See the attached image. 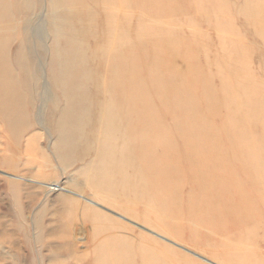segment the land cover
Listing matches in <instances>:
<instances>
[{
	"label": "rangeland",
	"instance_id": "rangeland-1",
	"mask_svg": "<svg viewBox=\"0 0 264 264\" xmlns=\"http://www.w3.org/2000/svg\"><path fill=\"white\" fill-rule=\"evenodd\" d=\"M25 1L27 3L29 1L30 4L32 1H36L38 5H41L40 7L42 8V10L41 8H38L36 10L32 9L33 11L31 12L29 3L27 4ZM60 1L64 2V3L62 2V4H65V5L67 4L66 5L67 7L63 5L65 6V8H62L63 6L60 4ZM60 1H59V4L57 3L58 4L57 6H53L51 3V0H23V1L22 0L21 1L20 0H16V1L10 0V3H9V0H0V8H1L0 13L2 12V14H0V23H2L0 24V30L2 33L7 32V33H4L6 34L4 37L0 36L1 37L0 44H2L0 46H3L5 50L4 53L9 55L11 66L15 68V71L12 68L15 77H17L19 74L22 73L21 74L22 76L19 75L22 79L19 76L16 79L20 81L18 82L20 86L23 84L20 88L23 90V93H24V94L22 93V99L20 100L19 103H15V104L11 103V105L10 103H5V104L0 103V105H4L3 109H5L3 110L2 106H0V111H1L0 121H2V123L0 122L1 123L0 124V223H1V226H0V264H53V263L54 264H65V263L66 264H97V263L102 264L103 260H104L103 264H129V263L130 264H264V201H263L264 199H262L264 196V172H263L264 171V145H263L264 144V1L262 0L260 1L259 0L258 1L249 0L248 1L247 0L249 2L247 3L246 0H243L244 4L245 3L249 4L248 6L244 5L242 0H224V2L221 0H214V2L213 1L211 2V0H209L208 2L207 0H185V1H182V0H177V1L176 0H173V1L172 0H166V1L165 0H160V1L159 0H149V1L147 0H123L125 2L124 5L118 2L120 0L118 1L115 0L116 3H114V1L111 2L112 0L111 1L110 0L109 1L99 0V2L98 0H96L98 3H96L95 0L94 1L88 0V2L87 0H82V2L81 0H73V1L70 0V2L69 0L68 2L67 0H60ZM163 1H165L166 3ZM199 1L202 2V4ZM253 1L256 3L259 2L261 4L259 3L258 5L255 3L250 4ZM86 2L90 5L88 6ZM158 2L160 4H158ZM162 2L164 4H162ZM208 3L210 4L213 3V5L209 4L210 5L209 6ZM2 5L4 9H2L3 8ZM59 5L61 6V8ZM144 5L146 6L144 7ZM172 5L175 7H173ZM181 5H182V9L181 7H178ZM254 5H256V8L253 7ZM18 6L20 9L21 8L23 9L18 10ZM243 6L247 8L245 9L246 11L245 13H243V10H244ZM8 7L10 8L8 9ZM55 7H56V10H54ZM155 7L157 9H155ZM77 9L79 10V13ZM254 9L256 10L253 11ZM27 12L31 14V17H32V21L30 24L28 22H25L24 17H23L24 15H27ZM44 12H45L44 14L45 17L41 16L42 18H39L40 17L39 14L40 13L42 14ZM90 13L91 14L93 13V14L90 16ZM57 14H60L59 15L60 17ZM69 15H71V17L73 15V17L71 18ZM74 15L76 18L74 17ZM10 16H13V17H10ZM56 17L57 19H55ZM6 18H7V21L8 20H11V21L7 22ZM12 18H13V21H12ZM3 19H5L6 22ZM77 20H79V22ZM58 21L59 22L67 21L68 23L66 22V32L70 33L71 36L75 37L74 39L75 42L72 41V42L67 43L68 41H66L65 37L59 40V43L62 48H65L67 44H69L71 48L69 57L72 59V61L68 62L69 64H67V66L71 65L73 62L74 67L69 72H65V70L62 71L63 67H60L62 63H60L61 61L57 60L58 55L53 54V53L51 54V52H48L47 50L46 43L49 41V47H51V43L56 42L53 40H57V38L54 39V37L57 36L54 30L55 29L54 25H56ZM113 22L114 24L116 23L117 24L114 26L112 25ZM88 25L90 28L88 27ZM117 25L119 26V29ZM9 28L10 29L12 28V30H9ZM29 28H30V32L32 36L29 33V30H28ZM44 29H47V31ZM93 29H94V32H93ZM85 30H87L88 32L90 31V32L87 33ZM9 31H11L12 34L10 33L8 34ZM82 31H83V34H82ZM18 32L20 33V35ZM141 32L143 33L146 32V34L149 33V35L147 34L149 37L146 34L144 35H142L143 33L140 34ZM14 33L16 36L14 35ZM153 33L158 34L157 36L155 34V37L157 38L154 37ZM169 33L171 34L168 35ZM173 33L176 35H174ZM11 35L13 36L11 37ZM23 35L25 37H23ZM140 35H142V38H140ZM160 35L161 36L163 35V36L161 37ZM128 36L131 40L129 38H126ZM118 37H121V38H118ZM160 37L162 38L161 40L159 39ZM262 37L263 39H261ZM113 38L114 40L116 39L117 40L114 41ZM122 38L124 40H127V39L128 40L122 41ZM138 38H140L141 40H138ZM11 39L13 40L11 41ZM108 39H111V40L109 41ZM118 39L121 40L122 42L119 41ZM22 40H23V45L21 42ZM80 40L82 42L79 45ZM6 42L8 43L6 44ZM87 42H88V46L86 45ZM110 42L112 43L115 42L112 44V46L113 45L115 46V49L110 44H109L110 46L108 45V43ZM125 42L127 43L124 44ZM152 43L154 44V46ZM116 44L120 46H117ZM121 44L123 45V47ZM85 45H86V48H88L86 49L87 50L86 52H85ZM124 45L127 47H125ZM72 46L74 49H72ZM101 47L102 49L103 48L104 49L100 50ZM106 47L108 48V50H106L107 49ZM124 47L125 49H123ZM138 47L140 48L143 47L145 50L148 47V50H146V53H148L147 56L149 54L150 56L145 57L144 56L146 55L144 53L145 50L143 48L140 49ZM158 47L161 50H159ZM15 48H16V51H15ZM79 48L81 49L79 50ZM95 49H97L96 53H95L96 51ZM129 49H132V50L129 51ZM76 50L79 53H76L77 52ZM83 50L85 52L84 54L82 53ZM134 50H138V51L135 52ZM141 50L143 51L144 54L142 53ZM22 51H24L25 53H22ZM124 51H126V55L128 56L126 57V59L125 58L123 59V57H125L124 55H122L125 53ZM131 51L135 53L137 58H134L133 56L134 54L130 53ZM238 51L242 54L243 57L240 56L241 54ZM97 53L98 55H96ZM111 53H112V56H111ZM22 54L25 56L28 55L26 57L24 56L27 59L26 60L27 64L24 61V65L25 66L27 65V70L25 67V71H26L25 74H29L31 77L26 79V76H27L26 75L25 79L26 80L29 79L30 82L31 81L33 82V84L32 82L31 83L29 82L33 90L28 89L29 86H27V84L25 83L26 80L25 82L23 81L24 75L22 72V68L21 69L19 68L20 65L18 63L21 62L22 64L21 59L24 58ZM102 54H105V56H103ZM119 54L122 55L121 56L122 58L120 57ZM151 54H153L152 55L153 57H151ZM116 55H118L120 59ZM88 56L91 58H89ZM18 57H19V60H18ZM106 57H107V60H106ZM109 58L111 59L109 60ZM116 58L118 60H116ZM146 58L151 61L149 62V60H147ZM236 58H239V59L244 58V60L242 59L239 60ZM245 58L247 59L245 60ZM104 59L106 60V63ZM112 59H114L115 62ZM130 59L133 61H131ZM135 59H136V62H135ZM84 60L87 61V63ZM120 60L122 63L126 61L127 63L125 64L127 65L124 66L125 64H123V66H121ZM128 60H129V63H128ZM82 61L83 63H81ZM102 61H103V64H102ZM109 61L110 63H108ZM145 61L148 64H146ZM234 61L235 63H233ZM58 62L60 63V66ZM130 63L131 64L133 63V64L130 65ZM105 64L108 66H106ZM114 64H116V66ZM135 64L137 66L139 64V66L137 67ZM110 65H113L111 66L112 68L114 67L116 68L118 65H120V69H122L121 72L124 69L125 70L124 72L126 74L129 70L130 71L128 72L127 75H125L124 72L121 73L119 71L120 70L118 68L119 66L117 67L118 71H117V68H116V71H115V68L113 71L111 67L109 68ZM90 67H93V69ZM125 67L127 69H125ZM163 67L166 69H164ZM128 68H131L132 70ZM246 68H248L247 72H245ZM87 69H90V70H87ZM109 69L110 71H113V73L110 72ZM250 69H252V72ZM46 71H48V80L51 84V87L54 90L55 97L57 98L58 103L60 102V106L55 108L56 106L51 104L50 102L52 101H50L49 102L50 104H48L46 108L47 123L49 126L52 127L53 135L56 141L58 140V137H59L58 135L61 133V129L63 130V124L58 123L59 122V120H57L59 119L58 117H55L54 119V114L52 113L54 109H57V112H59L63 108L70 107L72 105L71 104L72 101L69 100L70 101L69 102L68 99L72 100L73 96L75 95L77 96L78 94L81 93L80 95H84V96L81 97L79 95L80 97L77 96L76 99L79 101L83 109L79 106L80 109L78 108L77 112H81L82 110L89 111V120H88L89 123H86V126L85 125L83 126L81 124L79 128L72 129L70 131L72 134L66 133L64 131L61 133V134H64V136L67 137L69 140H71L70 143L72 145L70 144L68 147L69 149L67 148L66 150H64V149H61L62 146L61 145L59 146V143H55V144H58V146L57 145L54 146L55 148H57L56 155H55V149H53L52 143L50 144L49 135L46 133L45 130L42 129V127L38 124V122H36L39 107L42 106L43 102L40 98L41 95H39L40 94L39 92L41 89L40 88L35 89V88L40 86V83L38 81H41V79L40 80H37V79L43 76V74ZM56 71L57 73H55ZM133 71L135 72L141 71V72L135 73ZM156 71H158L159 74H156L157 73ZM248 71L250 73L254 72L253 73L254 75L250 74ZM80 72H81V76L79 75ZM82 72H84L85 75L82 74ZM87 72H89V74ZM116 72L119 74L118 77L115 76V75H118ZM148 72L149 74L146 75ZM152 72L154 75L156 74V76L153 75L154 78L156 77L155 83L159 84V86L162 87V91L158 89L159 88L158 85L155 86L156 84L155 85L153 84L155 80L151 79L153 77ZM241 72H243L244 76ZM120 73H121V76H120ZM122 74H124L123 77H122ZM66 75H67V79L69 78L68 87L64 85V82H63V80L66 81ZM112 75L115 76L113 77L114 79H112L111 77ZM124 76L125 78L127 77L129 79L126 78L127 83L122 84L123 82H126V80L124 81ZM238 76H243V77L242 79H240L238 78ZM136 77H138L137 79L141 78L142 80L145 78L143 81L147 82V84L145 85H147L146 89H148V91L144 90L146 86L144 85V83H142L143 81L139 79L141 83L140 85L139 82L136 81L137 80ZM246 77H248L247 81H243L246 79ZM105 78L107 79V81H110V82L109 83L107 82L105 84L106 82ZM130 78H131V81L134 79V81L131 82L132 85L129 82ZM202 78L204 79L202 80ZM85 79L86 80L88 79L90 81L86 82ZM252 79H254L255 81ZM84 80L87 84L84 83ZM116 80L117 81L119 80V82L121 81L123 82L119 83ZM157 80L159 83L157 82ZM35 81H37L39 85L38 83H35ZM76 81H79V82L76 83ZM135 81L138 82V85L140 86L143 85L142 87L140 86L139 87L141 88V91L143 89L142 93L144 94L140 93V88L137 86V83H135ZM237 82L239 86H236ZM114 83H115V86H114ZM54 84L56 85V87ZM170 84H172V86ZM117 85L119 86L125 85L126 88L125 87L122 88L123 86L121 87L125 91L120 89V87L118 88ZM130 85H131V88L129 87ZM153 85L155 86L156 89L160 90L161 93H159V91L156 90L155 88L153 89L154 87ZM116 86L118 88L117 90H116ZM134 86H137V87L135 88ZM85 87L87 89H90L89 90L90 92L84 89ZM67 88H69L68 91H67ZM77 88H79V90ZM132 88L133 90H129ZM137 88H139L138 89L139 93L138 91L135 92ZM166 88L169 92L166 90ZM24 89H26V91ZM96 89H98V91ZM100 89H102L105 95L107 96H105L103 91ZM77 90L80 92H78ZM118 90L120 92L123 91L122 93H125V94L123 95L121 93L122 94L121 95ZM178 90H180L179 93H181L183 97L180 98L181 94L180 96H178L179 95ZM227 90L232 93H228ZM83 91H84V94H83ZM95 91L98 92V94ZM112 91L113 93L117 91L118 93V94L116 93L117 98L114 97L115 95L113 96L109 94V93H112ZM132 91L135 93H138L137 97L140 95L142 98L139 96L140 100L139 98L137 99L136 94L134 93L135 94L134 96V94H132ZM173 91L175 92V94ZM209 92H211L210 93L211 95L208 94ZM226 92L228 93V95H225ZM68 93H71V94H68ZM129 94L135 98L130 99V97H128L130 101L127 100L126 97L130 96ZM67 95H70L71 97H67ZM86 95L88 96L85 98ZM109 95L111 96L109 97ZM143 95H145V98ZM95 97H97V99L99 100H95L96 99ZM120 97L122 98L121 102H119L121 99ZM92 98H93V103H92ZM112 98H113V101L115 100L114 102H116L117 105L113 104ZM124 98L126 100H123ZM64 99L65 100L67 99L66 100L67 102ZM84 99L86 101H84ZM102 99L103 100L105 99L104 102ZM134 99L136 100V102L138 101L139 103L137 102V104H135ZM24 100H26V102H24ZM131 100L134 102V105H135L134 107H137L136 110H138L139 113L144 112V110L146 109V105H147V109L145 110V112L142 113L141 116H139L141 117L140 118L141 122L139 121V117L137 116L139 113L138 114L136 113V110L133 107V103L131 102ZM99 101L102 105L99 103ZM82 102L86 103L84 107H87V109L83 107ZM126 102L127 104H129L128 102L132 103V104L130 103L132 105V107H130L131 108L130 113H129L130 110L128 106H131V105L125 104ZM95 103L96 105H94ZM98 103L101 106L100 105L98 106ZM30 104L33 105L32 106L33 110L32 108L31 109L29 108L31 107ZM115 105L117 107L119 105V107L116 108ZM122 105H126V106L123 107ZM138 105L140 106V108L143 106L142 109L138 108L139 107ZM149 105L152 109L148 107ZM16 106H20V108ZM22 106H25L26 110L22 109L23 108ZM90 106H91V109H90ZM101 107H102V111H101ZM113 108H114V111H113ZM156 108H157V111H156ZM179 108H180V111H179ZM12 109H13V112H10V114H12V116L15 117V120L14 122L13 120L8 122V120H6L5 117L9 118L8 111H12ZM121 109L123 110V112ZM22 110H23L24 115L23 113H21ZM107 110L108 111L110 110L112 114H115V116L117 117V118L115 117L116 120L114 119L115 123L113 122V124H111L112 122L110 123L107 120L108 114L105 116ZM147 110H150L152 114H150V112L148 111V115H146ZM236 110H238V112ZM132 111H134L136 114L134 113L135 115L134 114L131 115ZM153 111L155 113H153ZM249 111H252V112H249ZM92 112L94 114H91ZM98 113L99 115L101 113V115L104 118L101 115L99 117ZM126 114L128 115L126 116ZM143 114H144V117H143ZM155 114H157V116ZM25 115H26V118H25ZM2 116L4 117L2 118ZM130 116L131 118L132 117L133 118L131 119ZM149 117L150 118L152 117L151 121L154 122L155 125L152 123L153 124L152 126L151 121L149 120ZM101 118H102L103 124L101 123ZM128 118H130L132 122L130 120H127ZM153 118H155V120L159 119L157 120L158 122L155 121ZM16 119L18 121H16ZM119 119H120V122H119ZM3 120L5 121V123ZM105 120L108 123H106ZM117 121H118V124L120 123L119 125L117 124ZM145 121L147 122L146 124H145ZM133 122L135 123V125ZM13 123L17 124V128L15 127L16 125L14 126ZM33 123L34 124L36 123V124L34 125ZM127 123H128V126L125 127ZM137 123L138 124L140 123L141 126L138 125ZM142 123L145 125L142 126L143 125ZM156 123L157 124L159 123V126ZM18 124H19V127H18ZM179 124L180 126L182 125L184 127V129L182 128L183 131L181 130L182 126L180 127ZM27 125L30 127H28ZM36 125L38 126L36 127ZM113 125L116 126V128H114ZM9 126L13 128L15 127V128L12 129ZM121 126L123 127V129ZM129 126H131V130ZM134 126L137 128H135ZM23 127L26 129L28 128V129L23 130L24 129ZM83 127L84 129H81ZM127 127L130 133L127 130ZM138 127L141 130L142 129L143 130L141 131ZM150 127L152 128L151 130H150ZM196 127H198V129H200L201 131L200 130L198 131ZM112 128H114L115 130ZM4 129H6L5 132H4ZM119 129L121 131L124 130L123 133L120 132L123 137L119 135V131H120ZM144 129L147 130V132L145 131V133H148V135L143 133ZM59 130L60 132H58ZM85 130L88 131L87 133L90 137L86 136L87 133L85 132ZM136 131H141L139 133L141 134L143 133V135L139 133L137 134ZM161 132L164 134H162ZM114 133L116 134V136ZM124 133L126 135H123ZM127 133L132 134L133 137L130 135L128 137ZM134 133L136 137L137 136L139 137L134 139L135 137ZM247 133L249 134V136H247L248 135ZM243 134H244V137H243ZM12 135H14L15 137ZM100 135H103V137H101ZM106 135L108 136L106 137ZM120 136L122 140L123 138L124 139L126 138V141L128 142L125 143L126 141L124 140L122 142L120 139ZM250 136L251 137L255 136V138H251ZM258 136L260 137L258 138ZM118 137H119V141H118ZM10 138L11 140H9ZM13 138L16 140L14 141ZM25 138H26V141H25ZM246 138L247 139L251 138V141H246L247 140ZM257 138H258V141L256 140ZM76 139L79 143L75 141ZM89 139L91 140L92 143L90 142ZM92 139L96 143L92 141ZM20 140H21L22 145L20 143ZM35 140L37 141V143ZM98 141L101 142V144H103V147L100 146V143ZM111 141L112 143L113 142L114 143L112 144ZM131 141H133L134 143ZM129 142H131V144L133 143L134 147L131 144L130 146L125 145V144H129ZM18 143L20 144L18 145ZM85 143H87L88 145ZM89 143H91L90 146L92 147L96 146V147L95 148L93 147V149H91L92 147H90L85 151L86 146L89 147ZM259 143L260 144L263 143V144L260 145ZM6 144L9 145L10 149L8 148V146H6ZM75 145H77L78 148L75 147ZM153 146H156V147L154 148ZM80 147H82L83 149ZM124 147H125V150H124ZM14 148L18 149L17 152L20 155L16 153L17 149H14ZM21 148L22 149L24 148L25 150L27 149L28 151L22 150ZM97 148L98 149L100 148V150L97 151L98 150ZM114 148L117 150L116 155H114L115 154ZM130 148L132 149L134 148V151L132 150L134 153L132 152L131 154ZM151 148H153V150ZM43 149H45L47 154ZM169 149L171 150L170 156H169L170 154ZM12 150H14V152ZM88 150L89 151L91 150V151L88 152ZM136 150H137V153L139 154V158H137L138 154L136 153ZM76 151H78L77 158H76ZM111 151H114V152H111ZM86 152H87V155L89 153L88 156L86 155ZM258 152L259 154L257 155L258 157L257 158L256 154ZM34 153L37 155H35ZM41 153L45 157L46 162L44 161V157L43 156L41 157ZM96 153H97V158H95ZM126 153H129L130 157H132V155L135 154V157H132L131 159L129 158V156L126 155ZM260 154L262 157L260 156ZM39 155L40 157H38ZM35 156L37 158H35ZM114 156L117 158H115ZM260 157L262 158V160ZM4 158L6 159V161ZM19 158L21 160H19ZM38 158L39 159L41 158V159L39 160ZM105 158L107 160H105ZM108 158L110 160H108ZM167 158L169 160H167ZM50 159L52 163L50 162ZM96 159H99V160H96ZM101 159L102 161L105 160L106 162L104 161L102 164ZM144 159H145V162H144ZM149 159L151 160V162ZM211 159H213L214 161ZM252 159L254 161L255 159H257L258 161H255V162L253 161L255 163L253 165ZM8 160L12 161V163L10 161L9 163L10 165L7 163ZM14 160L17 162V164H20V165L17 166ZM20 161H23V162H20ZM78 161H80L81 163H78ZM94 161L95 162L98 161V162L95 163ZM153 161H156L155 164ZM37 162L39 164H37ZM69 162L72 164H69L67 166ZM108 162H110V164ZM129 162L131 163V165L129 164ZM148 162L150 163L147 165ZM161 162H163V164H160ZM210 162L212 164H210ZM31 163L33 164V167ZM104 163H107L108 165ZM125 163L127 164V166H125L126 165ZM218 163L220 167L215 165ZM14 164L16 167L14 166ZM34 164L35 165L37 164V166H35ZM97 164L101 166L97 167ZM128 164L132 168L129 167ZM134 164L139 165V166L140 164L141 165L145 164L148 167L147 166L145 167V165L144 166L142 165L144 168L143 167L141 168L140 166V168L138 169V172H135L138 166L135 167ZM207 164L208 165L210 164V166L208 167L206 166L207 167L206 168L205 165ZM95 165L97 167L96 170H99L100 167L107 165L109 169L112 171V173L114 171L115 178H118L117 180V179H114V177H110L111 180L109 178L108 181H112L113 179L112 182L115 183L116 181L114 180H117L116 184L119 183L121 187L122 185H124L123 186L124 189L119 187V185L114 186V183H112L113 185L110 184L111 182H108L107 180L105 181L106 183L104 182L103 188L99 186L100 185L98 183L99 180L94 181L92 179V176H96L95 174H97V171L93 169V167L95 168ZM156 165L158 169L160 168L161 169L157 170V168H155ZM211 165L212 166L215 165V167L214 166L212 167ZM46 166H48V168ZM118 166H122V167L120 168ZM164 166H168V168H164ZM91 168L93 171H91ZM118 168L122 169L123 171L121 170L122 172H119ZM123 168L127 171H125ZM217 169H218V172H217ZM204 170H206V172ZM94 171H95V174H94ZM209 171H212V172L209 173ZM86 172H87V175H86ZM131 172H132V175L134 174L133 176H135V178L139 179L138 184H137V179L135 180L134 177L132 178ZM207 172L209 173V175L206 174ZM82 173L83 175H81ZM121 173H123L124 175ZM256 174L257 175L259 174V175L257 176ZM9 175L21 176V177H24L25 179L32 178V179L40 180L46 184L54 183L56 184L55 191L52 192L51 194L47 193L48 189L46 187H43L38 184L33 185L27 181L26 182H23V181L19 182L17 180L15 181V180H12L13 178H10ZM121 176H124V177H121ZM259 176H261L263 180L260 179L261 180L260 181ZM88 177L89 178L91 177V180H89ZM125 178L127 179L125 180ZM250 178L252 182H250ZM119 179H123V180L119 181ZM92 180L94 181L96 185H94ZM124 180L125 181L128 180L126 182V185H125ZM130 180H132L133 183H131ZM13 181L16 182V185L18 187L24 188L25 186H28L26 192L25 191L24 192L23 191L14 192L15 189L13 187L15 186L14 184L15 182ZM86 181L88 182L89 185L86 183ZM89 181L92 182L91 184L93 186L89 183ZM107 182L109 185H111V188L107 184ZM97 183L99 187H96ZM132 184L133 185L135 184L134 186L136 187V189L135 188L133 189L134 186ZM127 185H132V187L131 186L127 187ZM136 185L139 187V190ZM76 186H77V189L79 187L78 189L79 192L85 194L88 197L91 196L90 198H94V192L96 190H101L102 188V191H104L108 189L107 190L108 192L104 191L103 193L107 195L111 199V201H113V203H110V201H107L106 199L104 201L105 205L110 210L114 211L115 213L119 212L125 215L127 218H124V219H126L127 221L122 222L121 220H118L119 218H117L112 213H109L111 214V216H106L107 214L104 211H103V214H101L102 213L101 210L98 212L95 209H92L95 211L91 212L92 211L91 207L88 208L87 210V207L84 204L85 202L83 203V202L75 201V204L74 202L70 204H66L65 202H63L64 200L60 198L59 195L69 189L76 190L75 188ZM112 187L117 190L114 191L115 189L113 190ZM122 189H123V192L126 191L124 192V194H121ZM132 189L136 191L133 192ZM130 190L132 191L127 193V191H130ZM111 191H114V192H111ZM174 191L175 193H173ZM221 193L224 195L222 196ZM33 195L35 196L31 197ZM133 195L134 196L136 195V196L134 197ZM220 195L223 198H221ZM224 196H226L228 200ZM24 204H26L27 206H30L28 212H26L25 215L29 218L30 221H32L33 219L35 221L36 218L37 220L39 219L38 224H40L41 226L36 223L37 225L36 227L38 228H35L32 224H29V228H28L26 227L28 225L27 220L25 219L26 221L25 222L24 219L19 218V213H18L19 210H17V212H15L14 214V211L19 206H23ZM69 205L70 207L73 206L72 209L74 208L76 211H74V209H73L74 212L72 210L70 211ZM83 207L86 210H84ZM82 209L84 212L81 211ZM68 211H70V213ZM72 213H74L75 216H73ZM82 213L84 215H81ZM93 213L95 215L92 217ZM104 213L106 215H104ZM42 214L44 216L46 215V217H44ZM100 214H101V218H103L101 220L99 219ZM106 217L110 218V220L115 219L114 220L115 222L113 220L112 221L116 224L114 223L111 225L108 224L107 222L111 223L112 221H107L108 219ZM82 218L85 221L82 220ZM96 218H98L99 222L101 223H103L104 218L107 220L104 221V224L102 226L100 223H98V220H96ZM41 220H42V224H41ZM129 220L130 222L134 224L128 223ZM88 222H89V225H88ZM118 222H120L119 225L117 224ZM106 223L108 226H106ZM90 225L91 226L93 225V226L90 227ZM23 227H25V229ZM33 227L35 229H33ZM94 227L96 228L94 229ZM99 227L101 230L105 228L102 231V234L100 233L101 230H99ZM69 228L70 230L72 229L71 230L72 235L71 234L69 235V233H71L69 232ZM25 232L26 234H24ZM96 232L98 233L96 234ZM59 233H62V234H59ZM63 233L64 234L67 233L70 236V238L71 236L73 237L69 239V236L66 234V237H65ZM62 235L64 236L63 238H58V236L61 237ZM107 235H109V237L112 236L111 240H109V237ZM80 236H83V237L81 238ZM93 236L95 238H93ZM101 239H103V242L101 241ZM114 239L115 240L117 239V243L118 241L119 243L116 244V241L114 242ZM169 240L180 242L181 244L180 243L179 244L183 246L186 250L180 247L174 246L173 244H168ZM107 242L109 245L107 244ZM69 243H71L70 244L71 246H69L70 252H67V254L63 253L62 255L59 254L58 256L57 253H59L61 249L63 251L66 250V247L68 248L67 244ZM122 243L124 245H122ZM101 244H102V247L104 246L103 249L102 247L100 248ZM119 246H121L122 248L123 246H125L126 249L123 248L125 249L123 250ZM92 247L95 249H93ZM110 247H111V252L109 251ZM112 248L117 251L115 252L114 250L112 251ZM117 248L118 249L120 248L119 251ZM104 249H105V252H104ZM98 250H99V253L97 254ZM106 250H108L109 252L107 253ZM54 251L57 253L56 255L53 256L52 252ZM94 251L96 252L95 254H94ZM118 252L120 253L118 254ZM101 253H103L102 254L103 256L101 255ZM114 254L115 256L118 255L120 258L118 257L115 258L113 256ZM99 255L101 256V258ZM77 257L78 258L81 257L80 258L81 260L78 261ZM64 258L67 259L69 262L65 260ZM50 259L53 261L50 262ZM99 259H101V262L97 261ZM117 259H119V261H117ZM125 259L127 260L125 261Z\"/></svg>",
	"mask_w": 264,
	"mask_h": 264
},
{
	"label": "bare ground",
	"instance_id": "bare-ground-1",
	"mask_svg": "<svg viewBox=\"0 0 264 264\" xmlns=\"http://www.w3.org/2000/svg\"><path fill=\"white\" fill-rule=\"evenodd\" d=\"M15 1H16V0H15ZM20 1H21V0H20ZM22 1H23V0H22ZM59 1H60V0H51V3H52L53 6H57V5L59 4ZM72 1H73V0H72ZM89 1H90V0H89ZM93 1H94V0H93ZM95 1H96V0H95ZM106 1H107V0H106ZM108 1H109V0H108ZM110 1H111V0H110ZM113 1H114V3H116L115 0H112L111 2H113ZM117 1H118V0H117ZM120 1H122L123 3L120 2ZM120 1H118V2L121 3V4H123V5L125 4V2H124L123 0H120ZM147 1H149V0H147ZM159 1H160V0H159ZM165 1H166V0H165ZM165 1H163V2H165ZM172 1H173V0H172ZM176 1H177V0H176ZM182 1H185V0H182ZM208 1H209V0H207V2H208ZM212 1L214 2V0H211V2H212ZM221 1L224 2V0H221ZM246 1H247V0H246ZM248 1H249V0H248ZM248 1H247V3H249ZM250 1H251V0H250ZM256 1H258V0H256ZM259 1H260V0H259ZM262 1H264V0H262ZM25 2H26V1H25ZM43 2H44V1H43ZM62 2H63V1H62ZM62 2L60 1V4H61L62 6L65 5V4H62ZM67 2H68V0H67ZM69 2H70V0H69ZM77 2H78V1H77ZM81 2H82V0H81ZM87 2H88V0H87ZM87 2H86V3H87ZM91 2H92V1H91ZM98 2H99V0H98ZM98 2L96 1V3H98ZM163 2H162V4H164ZM199 2H200V1H199ZM204 2H205V1H204ZM204 2H203V3H204ZM242 2H243V0H242ZM9 3H10V0H9ZM26 3H27V2H26ZM28 3H29V1H28ZM28 3H27V4H28ZM57 3H58V4H57ZM63 3H64V2H63ZM65 3H66V2H65ZM165 3H166V2H165ZM172 3H173V2H172ZM178 3H180V2H178ZM200 3L202 4V2H200ZM247 3L244 4V2H243L244 5H247V6H248L249 4H247ZM252 3H255V4L258 5L259 2L256 3V2L253 1V2H251L250 4H252ZM262 3H263V2H262ZM27 4H25V5H27ZM39 4H40V3H39ZM43 4H44V3H43ZM46 4H47V2H46ZM46 4H45V5H46ZM48 4H49V3H48ZM72 4H73V2H72ZM72 4H71V5H72ZM81 4H82V3H81ZM81 4H80V5H81ZM121 4H120V5H121ZM158 4H160V3L158 2ZM175 4H176V3H175ZM175 4H174V5H175ZM183 4H184V2H183ZM204 4H205V3H204ZM209 4H210V3H208V5H209ZM221 4H222V3H221ZM259 4H261V3H259ZM12 5H13V4H12ZM66 5H67V4H66ZM66 5H65V6H66ZM75 5H76V3H75ZM87 5L89 6L90 4L87 3ZM146 5H148V4H146ZM146 5H144V7H145ZM206 5H207V4H206ZM210 5H213V3L210 4ZM210 5H209V6H210ZM222 5H223V4H222ZM241 5H242V3H241ZM9 6H10V5H9ZM20 6H21V5H20ZM29 6H30V9H31V12H32L34 9L36 10V9H38V8H41V7H40L41 5H38V4L36 3V1H32L31 4L29 3ZM50 6H51V5H50ZM59 6H60V5H59ZM65 6H63L62 8H65ZM72 6H73V5H72ZM72 6H70V7H72ZM77 6H78V5H77ZM141 6H142V5H141ZM172 6H173V5H172ZM175 6H176V5H175ZM175 6H173V7H175ZM2 7H3V5H2ZM11 7H12V6H11ZM16 7H17V6H16ZM26 7H27V6H26ZM66 7H67V6H66ZM178 7H181V9H182V5H181V6H178ZM253 7L256 8V5H254ZM9 8H10V7H8V9H9ZM27 8H28V7H27ZM27 8H26V10H27ZM53 8H54V7H53ZM60 8H61V6H60ZM60 8H59V9H60ZM149 8H150V6H149ZM183 8H184V7H183ZM243 8H244L243 13H245V12H246L245 9H247V8H245L244 6H243ZM258 8H259V7H258ZM2 9H4V7H3ZM19 9H20V8H19V6H18V10H19ZM21 9H23V8H21ZM21 9H20V10H21ZM32 9H33V10H32ZM67 9H68V8H67ZM75 9H76V8H75ZM155 9H157V8L155 7ZM177 9H178V8H177ZM248 9H250V8H248ZM0 10H1V8H0ZM41 10H42V8H41ZM41 10H40V11H41ZM54 10H56V7H55ZM77 10H78V9H77ZM152 10H154V9H152ZM241 10H242V9H241ZM251 10H252V9H251ZM255 10H256V9H254L253 11H255ZM45 11H46V10H45ZM75 11H76V10H75ZM160 11H161V10H160ZM165 11H166V10H165ZM21 12H22V11H21ZM85 12H86V11H85ZM92 12H93V11H92ZM251 12H252V11H251ZM11 13H12V12H11ZM36 13H37V12H36ZM66 13H67V12H66ZM66 13H65V14H66ZM69 13H70V12H69ZM76 13H77V12H76ZM76 13H75V14H76ZM78 13H79V10H78ZM78 13H77V14H78ZM249 13H250V12H249ZM0 14H2V12H1ZM12 14H13V13H12ZM44 14H45V12L42 13V14L40 13V14H39V16H40L39 18H42L43 16L45 17ZM81 14H82V13H81ZM85 14H86V13H85ZM88 14H89V13H88ZM92 14H93V13H92ZM92 14L90 13V16H91ZM4 15H5V14H4ZM13 15H14V14H13ZM34 15H35V14H34ZM57 15L59 16L60 14H57ZM82 15H83V14H82ZM41 16H42V17H41ZM69 16L71 17V15H69ZM116 16H118V15H116ZM4 17H5V16H4ZM10 17H13V16H10ZM10 17H9V19H10ZM23 17H24L25 22H28L29 24L31 23V21H32L31 14H29V13L27 12V15H24ZM34 17H35V16H34ZM59 17H60V16H59ZM65 17H66V16H65ZM67 17H68V16H67ZM72 17H73V15H72ZM72 17H71V18H72ZM74 17H75V15H74ZM77 17H78V16H77ZM80 17H81V16H80ZM86 17H87V16H86ZM49 18H50V17H49ZM51 18H52V17H51ZM68 18H69V17H68ZM75 18H76V17H75ZM89 18H90V17H89ZM92 18H93V17H92ZM15 19H16V18H15ZM15 19H14V21H15ZM19 19H20V18H19ZM22 19H23V18H22ZM55 19H57V17H56ZM3 20L5 21V19H3ZM36 20H37V19H36ZM62 20H63V18H62ZM113 20H115V19H113ZM4 21H3V22H4ZM6 21H7V18H6ZM6 21H5V22H6ZM9 21H11V20H8L7 22H9ZM12 21H13V18H12ZM53 21H54V19H53ZM77 21L79 22V20H77ZM116 21H118V20H116ZM34 22H35V21H34ZM66 22H67V21H66ZM66 22H65V21H61V22L58 21L57 23L54 22V23H56V25H54V27H55L54 30H55V32H56V34H57V36L54 35V36H55L54 39L57 38V40H53V41H56V42H52V43H51V47H49V41H48L46 44H47V50H48V52H51V54L53 53V54L58 55V59H57V60L61 61L60 63H62V65L60 66V63L58 62V63H59V66H60V67H63V70H62V71L65 70V72H69V71H71V70L73 69V67H74V63H73V62H72L71 65L67 66V64H69L68 62L72 61V59L69 57V56H70V51H71L70 45L67 44V46H66L65 48H62L61 45H60V43H59V40H60L61 38H63V37L66 38V41H68L67 43L72 42V41H74V39H75L74 36H71L70 33H67V32H66ZM70 22H71V21H70ZM67 23H68V22H67ZM71 23H72V22H71ZM75 23H76V22H75ZM115 23H116V22H115ZM0 24H2V23H0ZM51 24H52V23H51ZM72 24H73V23H72ZM116 24H117V23H116ZM116 24H114V22L112 23V25H114V26H115ZM119 24H120V23H119ZM9 25H10V24H9ZM13 25H14V24H13ZM69 25H70V24H69ZM121 25H122V24H121ZM15 26H16V25H15ZM41 26H42V25H41ZM71 26H73V25H71ZM77 26H78V25H77ZM81 26H82V25H81ZM114 26H113V27H114ZM117 26H118V25H117ZM2 27H3V26H2ZM4 27H5V25H4ZM9 27H10V26H9ZM11 27H13V26H11ZM29 27H30V25H29ZM43 27H44V26H43ZM43 27H42V28H43ZM50 27H51V26H50ZM88 27H89V25H88ZM24 28H25V27H24ZM81 28H82V27H81ZM84 28H85V26H84ZM89 28H90V27H89ZM92 28H93V27H92ZM92 28H91V29H92ZM1 29H2V28H1ZM5 29H6V28H5ZM7 29H8V27H7ZM18 29H19V28H18ZM71 29H72V27H71ZM75 29H76V28H75ZM112 29H113V28H112ZM115 29H116V28H115ZM115 29H114V30H115ZM118 29H119V26H118ZM9 30H12V28H11V29L9 28ZM28 30H29L30 35L32 36V34H31V32H30V28H29ZM44 30L47 31V29H44ZM114 30H113V31H114ZM68 31H70V30H68ZM85 31H86L87 33L90 32V31L88 32L87 30H85ZM116 31H117V30H116ZM12 32H13V31H12ZM16 32H17V31H16ZM78 32H79V30H78ZM93 32H94V29H93ZM111 32H112V31H111ZM114 32H115V31H114ZM114 32H113V33H114ZM148 32H149V31H148ZM1 33H2V32H1V30H0V36L4 37V36L6 35V34H4V33H7V32L2 33V35H1ZM9 33L12 34L11 31H9L8 34H9ZM18 33H19V32H18ZM40 33H41V32H40ZM44 33H45V32H44ZM71 33H73V32H71ZM76 33H77V32H76ZM118 33H119V32H118ZM142 33H143V32H141L140 34H142ZM8 34H7V36H8ZM82 34H83V31H82ZM84 34H85V32H84ZM92 34H94V33H92ZM110 34H111V33H110ZM116 34H117V33H116ZM116 34H115V35H116ZM144 34H146V32L143 33L142 35H144ZM147 34L149 35V33H147ZM147 34H146V35H147ZM153 34H154V33H153ZM155 34H156V33H155ZM155 34H154V37H155ZM170 34H171V33H169L168 35H170ZM173 34H174V33H173ZM14 35H15V33H14ZM19 35H20V33H19ZM19 35H18V36H19ZM46 35H47V33H46ZM77 35H78V34H77ZM90 35H91V33H90ZM142 35H140V38H142ZM148 35H147V36H148ZM157 35H158V34H156V36H157ZM166 35H167V34H166ZM168 35H167V36H168ZM174 35H176V34H174ZM9 36H10V35H9ZM12 36H13V35H11V37H12ZM15 36H16V35H15ZM110 36H111V35H110ZM160 36H161V35H160ZM162 36H163V35H162ZM162 36H161V37H162ZM171 36H172V35H171ZM19 37H20V36H19ZM23 37H25V36L23 35ZM49 37H50V36H49ZM111 37H112V36H111ZM148 37H149V36H148ZM152 37H153V36H152ZM161 37L159 38L160 40L162 39ZM181 37H182V36H181ZM260 37H261V35H260ZM0 38H1V37H0ZM89 38H90V37H89ZM109 38H110V37H109ZM118 38H121V37H118ZM126 38H129V36L126 37ZM140 38H138V40H141ZM144 38H146V37H144ZM150 38H151V36H150ZM155 38H157V37H155ZM30 39H31V37H30ZM79 39H81V38H79ZM129 39H130V38H129ZM261 39H263V37H262ZM0 40H1V39H0ZM12 40H13V39H11V41H12ZM108 40L110 41L111 39H108ZM113 40H114V38H113ZM113 40H112V41H113ZM116 40H117V39H116ZM116 40H114V41H116ZM118 40H119V39H118ZM123 40H124V39L122 38V41H123ZM127 40H128V39H127ZM127 40H124V41H127ZM130 40H131V39H130ZM143 40H145V39H143ZM149 40H150V39H149ZM173 40H174V38H173ZM2 41H3V40H2ZM76 41H77V40H76ZM119 41H121V40H119ZM122 41H121V42H122ZM8 42H9V41H8ZM8 42H6V44H7ZM21 42H22V45H23V40H22ZM34 42H35V41H34ZM50 42H51V41H50ZM74 42H75V41H74ZM81 42H82V41L80 40L79 45L81 44ZM151 42H152V41H151ZM174 42H175V41H174ZM1 43H2V42H1ZM24 43H25V41H24ZM113 43H115V42H113ZM113 43L110 42V43H108V45L110 44V45L112 46ZM126 43H127V42H125L124 44H126ZM134 43H135V42H134ZM142 43H144V42H142ZM149 43H150V42H149ZM168 43H169V41H168ZM46 44H45V45H46ZM77 44H78V43H77ZM119 44H120V43H119ZM150 44H151V43H150ZM152 44H153V43H152ZM193 44H194V43H193ZM0 45H2V44H0ZM3 45H4V43H3ZM86 45L88 46V42H87ZM86 45H85V52L87 51L86 49H88V48H86ZM89 45H90V44H89ZM108 45H107V47H108ZM110 45H109V46H110ZM116 45H117V46H120V45H118V44H116ZM121 45H122V44H121ZM140 45H141V44H140ZM140 45H139V46H140ZM142 45H143V44H142ZM117 46H116V47H117ZM124 46H125V45H124ZM144 46H145V45H144ZM153 46H154V44H153ZM194 46H195V45H194ZM24 47H25V46H24ZM40 47H41V46H40ZM107 47H106V48H107ZM112 47L115 49V46H114V45H113ZM112 47H110V48H112ZM122 47H123V45H122ZM122 47H121V48H122ZM125 47H127V46H125ZM125 47H124L123 49H125ZM129 47H131V46H129ZM167 47H168V46H167ZM7 48H8V47H7ZM32 48H33V47H32ZM44 48H45V47H44ZM106 48H105V49H106ZM121 48H120V49H121ZM132 48H134V47H132ZM138 48H140V47H138ZM141 48H143V47H141ZM141 48H140V49H141ZM158 48H159V47H158ZM72 49H74L73 46H72ZM80 49H81V48H79V50H80ZM103 49H104V48H103ZM103 49H102V47H101L100 50H103ZM127 49H128V48H127ZM136 49H137V47H136ZM140 49H139V50H140ZM143 49H144V48H143ZM143 49H142V50H143ZM195 49H196V48H195ZM197 49H198V48H197ZM7 50H8V49H7ZM24 50H25V49H24ZM31 50H33V49H31ZM65 50H66V51H65ZM77 50H78V48H77ZM77 50H76V51H77ZM95 50H96V51H95V53H96V52H97V49H95ZM106 50H108V48H107ZM130 50H132V49H129V51H130ZM142 50H141V51H142ZM144 50H145V49H144ZM144 50H143V51H144ZM146 50H148V47L146 48ZM146 50H145V52H144L146 55H144V56H145V57H148V56H150V54L147 56L148 53H146ZM149 50H150V49H149ZM159 50H161V49L159 48ZM15 51H16V48H15ZM81 51H82V50H81ZM81 51H80V53H81ZM110 51H111V49H110ZM110 51H109V52H110ZM118 51H119V50H118ZM134 51L136 52V51H138V50H134ZM143 51H142V53H143ZM196 51H197V50H196ZM4 52H5V50H4L3 46H0V103H1V104L10 103V105H11V103H13V104H15V103H19L20 100L22 99V93H23V90H22L20 87H21L23 84L20 86V85L18 84V82H20V81H18V80L16 79V78H17L19 75H21L22 73L19 74V75L16 74V75H18V76L15 77L14 72H13V69H14V71H15V68H14L13 66H11V62H10L9 55L5 54ZM44 52H45V51H44ZM85 52H84V50H83L82 53L84 54ZM88 52H89V50H88ZM98 52H99V51H98ZM112 52H113V50H112ZM115 52H116V50H115ZM124 52H125V53H124ZM124 52H123L124 54H122V55L125 56V57H123V59H124V58L126 59V57H128V56L126 55V51H124ZM127 52H128V50H127ZM147 52H148V51H147ZM238 52H239V51H238ZM13 53H14V52H13ZM22 53H25V52L22 51ZM76 53H79V52L77 51ZM100 53H102V52H100ZM104 53H105V52H104ZM117 53H118V52H117ZM120 53H121V52H120ZM130 53L134 54V55H133L134 58H137L136 55H135V53H133L132 51H131ZM137 53H138V52H137ZM142 53H141V54H142ZM144 53H143V54H144ZM239 53H240V52H239ZM19 54H21V53H19ZM71 54H72V53H71ZM83 54H81V55H83ZM90 54H91V53H90ZM107 54H108V53H107ZM139 54H140V53H139ZM174 54H175V53H174ZM240 54H241V53H240ZM96 55H98V53H97ZM102 55L105 56V54H102ZM102 55H101V56H102ZM114 55H115V54H114ZM119 55H120V54H119ZM122 55H120V57H121ZM152 55H153V54H151V57H153ZM243 55H244V53H243ZM22 56L24 57L25 55L22 54ZM26 56H28V55H26ZM26 56H25V57H26ZM31 56H32V55H31ZM86 56H87V55H86ZM111 56H112V53H111ZM116 56H118V55H116ZM142 56H143V55H142ZM159 56H160V55H159ZM240 56L243 57L242 54H241ZM25 57L23 58L24 60L21 59V60H22V64H21V62L17 61V62H19L18 64L20 65L19 68H20V69L22 68V72H23V75H24V78H23V81H24V82H25V80H26L27 78L31 77L29 74H25V72H26V71H25V67H26V70H27V65H26V66L24 65V61H25V63L27 64V62H26L27 59H26ZM73 57H74V56H73ZM84 57H85V55H84ZM88 57H89V56H88ZM109 57H110V56H109ZM129 57H130V56H129ZM237 57H238V55H237ZM89 58H91V57H89ZM118 58H119V56H118ZM121 58H122V57H121ZM130 58H131V57H130ZM143 58H144V57H143ZM239 58H240V57H239ZM239 58H236V59H239ZM15 59H16V58H15ZM77 59H78V58H77ZM87 59H88V58H87ZM110 59H111V58H109V60H110ZM119 59H120V58H119ZM131 59H132V58H131ZM131 59H130V60H131ZM146 59H147V58H146ZM146 59H145V60H146ZM153 59H154V58H153ZM155 59H156V58H155ZM175 59H176V58H175ZM175 59H174V60H175ZM241 59H242V58H241ZM241 59H239V60H241ZM246 59H247V58H245V60H246ZM18 60H19V57H18ZM78 60H79V59H78ZM101 60H102V59H101ZM104 60H105V59H104ZM104 60H103V61H104ZM106 60H107V57H106ZM106 60H105V63H106ZM112 60L115 62L114 59H112ZM116 60H118V59L116 58ZM147 60H149V59H147ZM147 60H146V61H147ZM177 60H178V59H177ZM239 60H238V62H239ZM242 60H244V58H243ZM249 60H250V59H249ZM249 60H248V61H249ZM84 61H85V60H84ZM103 61H102V64H103ZM123 61H124V60H123ZM131 61H133V60H131ZM146 61H145V63L148 64ZM150 61H151V60H149V62H150ZM235 61H236V60H235ZM235 61H234L233 63H235ZM248 61H247V62H248ZM85 62L87 63V61H85ZM111 62H112V61H111ZM120 62H121V60H120ZM135 62H136V59H135ZM159 62H160V61H159ZM178 62H179V61H178ZM193 62H194V61H193ZM195 62H196V61H195ZM247 62H246V63H247ZM81 63H83V61H82ZM108 63H110V61H109ZM125 63H127V62H126V61H124V63L121 62L120 65L123 66V64H125ZM128 63H129V60H128ZM137 63H139V62H137ZM233 63H232V64H233ZM28 64H29V63H28ZM89 64H90V63H89ZM111 64H112V63H111ZM132 64H133V63H132ZM132 64L130 63V65H132ZM16 65H17V64H16ZM57 65H58V64H57ZM77 65H78V64H77ZM86 65H87V64H86ZM91 65H92V64H91ZM91 65H89V66H91ZM105 65H106V64H105ZM114 65L116 66V64H114ZM120 65H118L119 67L117 66L119 69H120ZM126 65H127V64H125L124 66H126ZM130 65H129V66H130ZM135 65H136V64H135ZM48 66H49V65H48ZM106 66H108V65H106ZM106 66H105V67H106ZM111 66H113V65H110L109 68H110ZM136 66H137V65H136ZM138 66H139V64H138ZM138 66H137V67H138ZM105 67H104V68H105ZM117 67H116V68H117ZM127 67H128V66H127ZM137 67H135V68H137ZM12 68H13V69H12ZM90 68L93 69V67H90ZM114 68H115V67H114ZM114 68L111 67V69H113V71H114ZM116 68H115V71H116ZM118 68H117V71H118ZM123 68H124V67H123ZM131 68H133V67H131ZM131 68H128V69H131ZM135 68H134V70H135ZM147 68H148V67H147ZM163 68H164V67H163ZM92 69H91V70H92ZM125 69H127V68L125 67ZM150 69H151V68H150ZM160 69H161V68H160ZM164 69H166V68H164ZM30 70H31V69H30ZM57 70H58V69H57ZM87 70H90V69H87ZM121 70H122V69H120L119 71L121 72ZM131 70H132V69H131ZM138 70H139V68H138ZM140 70H142V69H140ZM145 70H146V69H145ZM242 70H243V69H242ZM247 70H248V68H246V71H245V69H244L245 72H247ZM250 70H251V72H252V69H250ZM18 71H19V70H18ZM81 71H82V70H81ZM109 71H110V69H109ZM113 71H110V72L113 73ZM124 71H125V70L123 69V71H122L121 73H123ZM129 71H130V70H129ZM129 71H128V72H129ZM161 71H162V70H161ZM19 72H20V71H19ZM89 72H90V71H89ZM89 72H87V73L89 74ZM128 72H127V74H128ZM133 72H135V71H133ZM136 72H137V71H136ZM136 72H135V73H136ZM138 72H141V71H138ZM138 72H137V73H138ZM145 72H146V71H145ZM156 72H157L156 74H159L158 71H156ZM202 72H203V71H202ZM248 72H249V71H248ZM28 73H29V72H28ZM46 73H47V74H46ZM55 73H57V71H56ZM107 73H108V72H107ZM116 73H117V72H116ZM116 73H114V74H116ZM121 73H120V76H121ZM124 73H125V72H124ZM150 73H151V72H150ZM163 73H164V71H163ZM163 73H162V74H163ZM171 73H172V72H171ZM241 73L243 74V72H241ZM249 73H250V72H249ZM253 73H254V72H253ZM253 73H250V74H253ZM45 74H46V75H45ZM60 74H61V73H60ZM64 74H65V73H64ZM67 74H68V73H67ZM71 74H72V73H71ZM78 74H79V73H78ZM82 74H84V72H82ZM91 74H92V73H91ZM108 74H109V73H108ZM108 74H107V75H108ZM117 74H118V73H117ZM127 74L125 73V75H127ZM139 74H140V73H139ZM142 74H144V73H142ZM148 74H149V72H148L146 75H148ZM156 74L154 75L153 72H152V76H153V75L156 76ZM160 74H161V73H160ZM242 74H241V75H242ZM26 75H27L28 77H27ZM61 75H62V74H61ZM76 75H77V74H76ZM79 75L81 76V72H80ZM84 75H85V74H84ZM123 75H124V74H122V77H123ZM164 75H165V74H164ZM253 75H254V74H253ZM21 76H22V75H21ZM25 76H26V79H25ZM57 76H58V74H57ZM86 76H87V75H86ZM86 76H85V78H86ZM89 76H90V75H89ZM115 76L118 77L119 74H118V75H115ZM115 76L112 75V76H111L112 79H114L113 77H115ZM128 76H129V75H128ZM140 76H141V75H140ZM154 76L151 78L152 80H155L156 77L154 78ZM161 76H162V75H161ZM161 76H160V77H161ZM243 76H244V74H243ZM243 76H238V78L242 79ZM19 77H20V76H19ZM61 77H62V76H61ZM77 77H78V76H77ZM122 77H121V78H122ZM138 77H139V76H138ZM138 77H136V79H137ZM145 77H146V76H145ZM168 77H169V75H168ZM168 77H167V78H168ZM228 77H229V76H228ZM249 77H250V76H249ZM253 77H255V76H253ZM253 77H252V78H253ZM20 78H21V77H20ZM37 78H38V77H37ZM89 78H90V77H89ZM96 78H97V77H96ZM99 78H100V77H99ZM126 78H127V77H126ZM126 78H125V76H124V81L126 80ZM134 78H135V76H134ZM247 78H248V77H246V79L243 80V81H247ZM21 79H22V78H21ZM40 79H41V81H38V82L40 83V86L37 87V88H35L36 85L34 86L35 89H38V88L41 89L40 92H39V93H40L39 95H41L40 98H41V100H42V102H43V103H42V106L39 107V111H38V114H37V121H36V122H38V124L42 127V129L45 130L46 133L49 135L50 144L52 143V145H53V149H55V155H56V151H57L56 149H57V148H55L54 146H56V145L58 146V144H55V143H59V146H60V145L62 146L61 149H64V150H66V149L69 147V145L71 144V143H70L71 140H69L67 137L64 136V134H61V133L64 131V132L70 134V133H71L70 131H71L72 129L79 128V127L81 126V124H82L83 126H84V125L86 126V123H89V121H88V120H89V111L87 110V111H88V112H87V111H85V110H84V111L82 110L81 112H77L79 106L81 107V105H80L79 101H78L76 98H77V96H79L81 93L78 94L77 96L74 94L76 97L73 96V97H72V100H71V99H68V101H69V100L72 101V102H71L72 105H71L70 107H67V106L65 105L67 108H63V109H62L61 111H59V112H57V109H54V110L52 111V113L54 114V119H55V117H58V118H59V119H57V120H59L58 123H59V124H63V130L61 129V133H60L59 135L56 133V134L59 136V137H58V140L56 141V140H55V137H54V135H53L52 127L49 126L48 123H47V118H46V108H47L48 104H50V103L53 104L54 106H56L55 108H57V107L60 106V102L58 103V100H57V98L55 97V94H54V90H53V88L51 87V84H50V82H49V80H48V71H46V72L43 74V76L39 77V79H37V80H40ZM63 79H64V78H63ZM68 79H69V78H68ZM68 79H67V75H66V81L63 80L64 85H66L67 87L69 86V81H68ZM92 79H93V78H92ZM112 79H111V80H112ZM117 79H118V78H117ZM122 79H123V78H122ZM127 79H129V78H127ZM136 79H135V80H136ZM139 79L142 80L141 78H139ZM139 79H137L136 81H138L139 84L141 85ZM144 79H145V78H144ZM144 79H143V80H144ZM161 79H162V78H161ZM203 79H204V78H202V80H203ZM230 79H231V78H230ZM249 79H250V78H249ZM249 79H248V80H249ZM42 80H43V81H42ZM52 80H53V79H52ZM57 80H58V78H57ZM85 80H86V79H85ZM85 80H84V83H86L87 81H88V82L90 81V80L87 79L86 82H85ZM100 80H101V79H100ZM100 80H99V81H100ZM105 80H106L105 84H106L107 82H108V83L110 82V81H107L106 78H105ZM143 80H142V81H143ZM252 80H254V79H252ZM114 81H115V80H114ZM116 81H117V80H116ZM133 81H134V79L131 81V78H130L129 82L131 83V82H133ZM136 81H135V83H137V86L139 87L140 85H138V82H136ZM243 81H242V82H243ZM254 81H255V80H254ZM21 82H22V81H21ZM29 82H30V81H29V79H28V80H26L25 83L27 84V86H29V87H28L29 90H30V89L33 90V88H31V84H30L32 81H31L30 83H29ZM38 82L35 81V83H38ZM58 82H59V80H58ZM70 82H71V81H70ZM77 82H79V81H76V83H77ZM103 82H104V81H103ZM117 82H119V80H118ZM122 82H123V81H121V82H119V83H122ZM152 82H153V81H152ZM155 82H156V80L153 82L154 85L156 84ZM157 82H158V80H157ZM165 82H166V81H165ZM225 82H226V80H225ZM25 83H24V85H25ZM35 83H34V84H35ZM39 83H38V85H39ZM53 83H54V82H53ZM60 83H61V82H60ZM112 83H113V82H112ZM124 83H127V80H126V82H123L122 84H124ZM130 83H129V84H130ZM135 83H134V84H135ZM142 83H144V85L147 84V82H144V81H143ZM158 83H159V82H158ZM243 83H244V82H243ZM32 84H33V82H32ZM74 84H75V83H74ZM86 84H87V83H86ZM88 84H89V83H88ZM117 84H118V83H117ZM239 84H240V83H239ZM54 85H55V84H54ZM75 85H76V84H75ZM83 85H85V84H83ZM110 85H111V84H110ZM119 85H120V84H119ZM119 85H117V86H118V88L120 87V89H122V88L125 87V85H124V86L122 85L123 87H122V86H119ZM131 85H132V83H131ZM131 85L129 86L130 88H131ZM135 85H136V84H135ZM154 85H153V86H154ZM157 85L159 86V84H156L155 86H157ZM170 85L172 86V84H170ZM241 85H242V84H241ZM76 86H77V85H76ZM90 86H91V84H90ZM104 86H105V85H104ZM114 86H115V83H114ZM117 86H116V90L118 89ZM137 86H134V87L136 88ZM142 86H143V85H142ZM142 86H140V87H142ZM145 86H146V87H145L144 90H145V91H146V90L148 91V89H146V88H147V85H145ZM153 86H152V87H153ZM155 86L153 87V89L155 88ZM203 86H204V85H203ZM236 86H239V85H238V82H237V85H236ZM55 87H56V85H55ZM112 87H113V86H112ZM112 87H111V88H112ZM121 87H122V88H121ZM134 87H133V88H134ZM140 87H139V88H140ZM160 87H161V86H159L158 89H160V90L162 91V87H161V88H160ZM241 87H242V86H241ZM23 88H24V87H23ZM74 88H75V87H74ZM87 88H88V86H87ZM87 88L85 87L84 89H86V90L89 91L90 89H87ZM114 88H115V87H114ZM114 88H113V89H114ZM125 88H126V87H125ZM133 88H132V89H129V90H133ZM139 88H137L135 92L138 91V93H139V90H138ZM168 88H170V87H168ZM75 89H76V88H75ZM75 89H74V90H75ZM77 89L79 90V88H77ZM155 89H156V88H155ZM158 89H156V90H158ZM229 89H230V88H229ZM241 89H242V88H241ZM243 89H244V88H243ZM24 90L26 91V89H24ZM68 90H69V88H67V91H68ZM78 90H77V91H78ZM96 90L98 91V89H96ZM100 90H102V89H100ZM122 90H124V89H122ZM134 90H135V89H134ZM160 90H158L159 93H161ZM166 90H167V88H166ZM171 90H172V88H171ZM70 91H71V90H70ZM84 91H85V90H84ZM84 91H83V94H84ZM88 91H86V92H88ZM102 91H103V90H102ZM102 91H101V92H102ZM110 91H111V89H110ZM118 91H119V90H118ZM124 91H125V90H124ZM142 91H143V89H142ZM142 91H141V88H140V93H142ZM167 91H168V90H167ZM233 91H234V90H233ZM30 92H31V91H30ZM72 92H73V90H72ZM78 92H80V91H78ZM86 92H85V93H86ZM89 92H90V91H89ZM95 92H96V91H95ZM95 92H94V93H95ZM122 92H123V91H121V92L119 91L120 94H121ZM135 92L132 91V94H134ZM168 92H169V91H168ZM173 92H174V91H173ZM179 92H180V90H178V93H179ZM227 92H228V93H232V92H229L228 90H227ZM227 92H226L225 95H228ZM75 93H76V92H75ZM96 93L98 94V92H96ZM103 93H104V91H103ZM107 93H108V92H107ZM107 93H106V94H107ZM114 93H115V94H114ZM114 93H113V91H112V93H109V94H111V95H113V96L115 95L114 97L117 98V97H116V95L118 94L117 91L114 92ZM116 93H117V94H116ZM129 93H130V92H129ZM138 93H135L137 99H138L139 96H140V95H139V96L137 97V94H138ZM210 93H211V92H209L208 94H210ZM23 94H24V93H23ZM68 94H71V93H68ZM86 94H87V93H86ZM88 94H89V93H88ZM100 94H101V93H100ZM122 94L124 95L125 93H122ZM122 94H121V95H122ZM135 94H134V96H135ZM142 94H144V93H142ZM174 94H175V92H174ZM174 94H173V95H174ZM180 94H181V93H179L178 96H180ZM30 95H31V94H30ZM101 95H102V94H101ZM104 95H105V93H104ZM111 95H109V97H110ZM121 95H120V96H121ZM129 95H130V94H129ZM190 95H191V94H190ZM210 95H211V94H210ZM28 96H29V95H28ZM63 96H64V95H63ZM80 96L82 97V96H84V95H80ZM80 96H79V97H80ZM87 96H88V95H86L85 98H86ZM102 96H103V95H102ZM105 96H107V95H105ZM143 96H144V98H145V95H143ZM26 97H27V96H26ZM65 97H66V96H65ZM67 97H71V96H70V95H67ZM90 97H91V96H90ZM125 97H126V96H125ZM128 97H130V99L135 98V97H132V96L130 95V96H127V97H126L127 100H129ZM131 97H132V98H131ZM140 97H141V96H140ZM181 97H183L182 94H181L180 98H181ZM226 97H227V96H226ZM31 98H32V97H31ZM31 98H30V99H31ZM36 98H37V97H36ZM95 98H96L95 100H99V99H97V97H95ZM100 98H101V96H100ZM120 98H121V97H120ZM141 98H142V97H141ZM177 98H178V97H177ZM229 98H230V97H229ZM28 99H29V98H28ZM126 99L124 98L123 100H126ZM26 100H27V99H26ZM26 100H24V102H26ZM64 100H65V99H64ZM66 100H67V99H66ZM66 100H65V101H66ZM79 100H80V99H79ZM81 100H82V99H81ZM95 100H94V102H95ZM100 100H101V99H100ZM102 100H103V99H102ZM104 100H105V99H104ZM104 100H103V102H104ZM107 100H108V99H107ZM118 100H119V99H118ZM121 100H122V98L120 99L119 102H121ZM134 100H135V99H134ZM139 100H140V98H139ZM142 100H143V99H142ZM181 100H182V99H181ZM50 101H52V102H50ZM70 101H69V102H70ZM84 101H86V100L84 99ZM87 101H88V99H87ZM112 101H113V98H112ZM114 101H115V100H114ZM114 101H113V104H116V105H117V103L114 102ZM129 101H130V100H129ZM143 101H144V100H143ZM143 101H142V102H143ZM250 101H251V100H250ZM31 102H32V101H31ZM49 102H50V103H49ZM66 102H67V101H66ZM89 102H91V101H89ZM101 102H102V101H101ZM117 102H118V101H117ZM122 102H123V101H122ZM131 102L133 103V107H134V106H135V105H134V102H135V104H137L138 101L136 102V100H135V101L133 102V101L131 100ZM131 102H128L129 104H127V102H126L125 104H127V105H131V104H132ZM144 102H145V101H144ZM253 102H254V101H253ZM29 103H30V101H29ZM29 103H28V104H29ZM32 103H33V102H32ZM39 103H41V102H39ZM92 103H93V98H92ZM99 103H100V101H99ZM99 103H98V106L101 104V103H100V104H99ZM130 103H131V104H130ZM138 103H139V102H138ZM247 103H248V102H247ZM64 104H65V103H64ZM64 104H63V105H64ZM82 104H83V107H84V105H85L86 103H83V102H82ZM87 104H88V103H87ZM108 104H109V103H108ZM118 104H119V103H118ZM121 104H122V103H121ZM7 105H8V104H7ZM26 105H27V103H26ZM26 105H25V106H26ZM30 105H31V104H30ZM37 105H39V104H37ZM90 105H91V103H90ZM94 105H96V103H95ZM101 105H102V104H101ZM101 105H100V106H101ZM116 105H115V106H116ZM144 105H145V104H144ZM252 105H254V104H252ZM0 106H2V109H3V106H4V105H0ZM12 106H13V105H12ZM25 106H22V107H23L22 109H25V110H26V107H25ZM32 106H33V105H31V107H29V106H28V107L31 109ZM122 106L124 107V106H126V105H122ZM138 106H139V105H138ZM246 106H247V105H246ZM248 106H249V104H248ZM9 107H10V106H9ZM16 107L20 108V106H16ZM24 107H25V108H24ZM96 107H97V106H96ZM102 107H103V106H102ZM102 107H101V111H102ZM118 107H119V105H118ZM118 107L116 106V108H118ZM130 107H132V105H131V106H128L129 110L131 109ZM142 107H143V106H142ZM142 107L140 108V106H139L138 108L142 109ZM148 107L151 108L150 105H149ZM214 107H215V106H214ZM253 107H254V106H253ZM253 107H252V108H253ZM4 108H5V107H4ZM11 108H12V107H11ZM29 108H28V109H29ZM81 108H82V107H81ZM84 108L87 109V107H84ZM110 108H111V107H110ZM110 108H109V109H110ZM121 108H122V107H121ZM125 108H126V107H125ZM134 108H135V110H136L137 107H134ZM181 108H182V107H181ZM15 109H16V108H15ZM15 109H14V110H15ZM79 109H80V108H79ZM82 109H83V108H82ZM88 109H89V107H88ZM90 109H91V106H90ZM99 109H100V108H99ZM140 109H139V110H140ZM143 109H144V108H143ZM146 109H147V105H146ZM146 109H145V110H146ZM151 109H152V108H151ZM3 110H5V109H3ZM6 110H7V109H6ZM17 110H18V109H17ZM32 110H33V108H32ZM32 110H31V112H32ZM121 110H122V109H121ZM123 110H124V108H123ZM123 110H122V112H123ZM132 110H134V109H132ZM145 110H144V112H145ZM154 110H155V109H154ZM181 110H182V109H181ZM244 110H245V109H244ZM244 110H243V111H244ZM19 111H20V110H19ZM90 111H92V110H90ZM113 111H114V108H113ZM116 111H117V110H116ZM126 111H127V110H126ZM137 111H138V110H136V113L138 114L139 111H138V112H137ZM148 111L150 112V114H152L150 110H147V111H146V112H147L146 115H148ZM156 111H157V108H156ZM179 111H180V108H179ZM233 111H235V110H233ZM236 111L238 112V110H236ZM0 112H1V111H0ZM2 112H3V111H2ZM5 112H6V111H5ZM10 112H13V109H12V111H8L9 118H7V117H5V118H6V120H8V122H9V121H12V120H13V122H14L15 117H13L12 114H10ZM16 112H17V111H16ZM16 112H15V114H16ZM99 112H100V111H99ZM117 112H118V111H117ZM130 112H131V110L129 111V113H130ZM140 112H141V111H140ZM144 112L139 113L140 115L138 114L137 116H138V117L141 116L142 113H144ZM168 112H169V111H168ZM170 112H171V111H170ZM249 112H252V111H249ZM6 113H7V112H6ZM21 113H23V110H22ZM76 113H77V114H76ZM124 113H125V112H124ZM134 113H135V112L132 111L131 115H133ZM136 113H135V114H136ZM153 113H155V112L153 111ZM2 114H3V113H2ZM2 114H1V115H2ZM4 114H5V113H4ZM13 114H14V113H13ZM25 114H26V113H25ZM29 114H30V113H29ZM49 114H50V113H49ZM91 114H94V113L92 112ZM102 114H103V113H102ZM107 114H108V115H107ZM119 114H120V112H119ZM119 114H118V115H119ZM135 114H134V115H135ZM242 114H243V113H242ZM6 115H7V114H6ZM23 115H24V113H23ZM98 115H99V113H98ZM100 115H101V113H100ZM100 115H99V117H100ZM106 115H107V118H108L107 120H108L110 123L112 122L111 124H113V122L115 123V121H114V119H115V117H116L115 114H112V112H111L110 110H109V111L107 110L105 116H106ZM116 115H117V114H116ZM127 115H128V114H126V116H127ZM129 115H130V114H129ZM146 115H145V116H146ZM155 115L157 116V114H155ZM155 115H154V116H155ZM7 116H8V115H7ZM16 116H17V115H16ZM18 116H19V114H18ZM18 116H17V117H18ZM20 116H21V114H20ZM28 116H29V115H28ZM92 116H93V115H92ZM92 116H91V118H92ZM101 116H102V115H101ZM124 116H125V115H124ZM151 116H152V115H151ZM241 116H243V115H241ZM0 117H1V116H0ZM3 117H4V116H2V118H3ZM31 117H32V116H31ZM102 117H103V116H102ZM134 117H135V116H134ZM143 117H144V114H143ZM143 117H142V118H143ZM19 118H20V117H19ZM25 118H26V115H25ZM29 118H30V117H29ZM103 118H104V117H103ZM116 118H117V117H116ZM130 118H131V116H130ZM130 118H128L127 120H130V121L132 122L131 119H132L133 117H132L131 119H130ZM140 118H141V117H139V121H140ZM151 118H152V117H151ZM151 118L149 117V120H150V121L152 120ZM155 118H157V117H155ZM155 118H153V119L155 120ZM17 119H18V118H17ZM17 119H16V121H18ZM51 119H52V117H51ZM124 119H126V118H124ZM31 120H32V119H31ZM91 120H92V119H91ZM91 120H90V121H91ZM98 120H99V119H98ZM98 120H97V121H98ZM115 120H116V119H115ZM136 120H137V118H136ZM144 120H145V118H144ZM149 120H148V121H149ZM157 120H159V119H157ZM157 120H155V121H157ZM3 121H4V120H3ZM20 121H21V120H20ZM86 121H88V122H86ZM121 121H122V120H121ZM142 121H143V120H142ZM146 121H147V119H146ZM146 121H145V124L147 123ZM0 122L2 123V121H0ZM34 122H35V121H34ZM105 122L108 123L106 120H105ZM119 122H120V119H119ZM123 122H124V121H123ZM137 122H138V121H137ZM140 122H141V121H140ZM143 122H144V121H143ZM157 122H158V121H157ZM1 123H0V124H1ZM4 123H5V121H4ZM28 123H29V122H28ZM31 123H32V122H31ZM101 123L103 124V122H102V118H101ZM106 123H105V124H106ZM128 123H129V122H128ZM128 123H127V125H125V127L128 126ZM133 123H134V122H133ZM152 123L154 124V122L151 121V124H152ZM8 124H9V123H8ZM13 124H14V126L16 125L15 127L17 128V124H16V123H13ZM22 124H23V123H22ZM29 124H30V123H29ZM33 124H34V123H33ZM35 124H36V123H35ZM35 124H34V125H35ZM102 124H101V125H102ZM117 124H118V121H117ZM117 124H116V125H117ZM119 124H120V123H119ZM119 124H118V125H119ZM130 124H131V123H130ZM130 124H129V125H130ZM137 124H138V123H137ZM142 124H143V123H142ZM145 124H143L142 126H144ZM149 124H150V123H149ZM149 124H147V125H149ZM153 124H152V126H153ZM156 124H157V123H156ZM20 125H21V124H20ZM31 125H32V124H31ZM107 125H108V124H107ZM107 125H106V126H107ZM109 125H110V124H109ZM134 125H135V123H134ZM138 125H140V123H139ZM154 125H155V124H154ZM157 125L159 126V123H158ZM157 125H156V126H157ZM12 126H13V125H12ZM24 126H25V125H24ZM27 126H28V125H27ZM37 126H38V125H36V127H37ZM88 126H89V125H88ZM88 126H87V127H88ZM106 126H105V127H106ZM113 126H114V125H113ZM113 126H112V127H113ZM122 126H123V125H122ZM122 126H121V127H122ZM131 126H132V125H131ZM131 126H129V127H130V130H131ZM140 126H141V125H140ZM179 126H180V124H179ZM181 126H182V125H181ZM181 126H180V127H181ZM9 127H11V126H9ZM15 127H14V128H15ZM18 127H19V124H18ZM28 127H30V126H28ZM31 127H32V126H31ZM132 127H133V126H132ZM134 127H135V126H134ZM145 127H146V126H145ZM198 127H199V126H198ZM198 127H196V128L198 129ZM11 128L14 129L13 127H11ZM23 128H24V127H23ZM59 128H60V127H59ZM109 128H110V127H109ZM114 128H116V126H114ZM114 128H112V129H114ZM135 128H137V127H135ZM138 128H139V127H138ZM148 128H149V127H148ZM182 128L184 129L183 126L181 127V130H182ZM199 128H200V127H199ZM18 129H19V128H18ZM25 129H26V128H24L23 130H25ZM27 129H28V128H27ZM27 129H26V130H27ZM31 129H32V128H31ZM33 129H34V128H33ZM39 129H40V128H39ZM81 129H84V127L81 128ZM81 129H80V130H81ZM107 129H108V128H107ZM112 129H111V130H112ZM122 129H123V127H122ZM132 129H134V128H132ZM139 129H140V128H139ZM139 129H138V130H139ZM151 129H152V128L150 127V130H151ZM159 129H160V127H159ZM159 129H158V130H159ZM161 129H162V128H161ZM202 129H203V128H202ZM206 129H207V128H206ZM5 130H6V129H4V132H5ZM7 130H9V129H7ZM78 130H79V129H78ZM114 130H115V129H114ZM119 130H120V129H119ZM125 130H126V129H125ZM127 130H128V127H127ZM136 130H137V129H136ZM140 130H141V129H140ZM142 130H143V129H142ZM142 130H141V131H142ZM199 130H200V129H198V131H199ZM15 131H16V129H15ZM82 131H84V130H82ZM123 131H124V130H123ZM123 131L120 130V131H119V135H121L120 132L123 133ZM128 131H129V130H128ZM134 131H135V130H134ZM141 131H136V132H137V134H138V133L141 132ZM145 131L147 132V130L144 129L143 133H145ZM148 131H149V130H148ZM182 131H183V130H182ZM200 131H201V130H200ZM8 132H9V131H8ZM12 132H13V131H12ZM27 132H28V131H27ZM27 132H26V133H27ZM58 132H60V130H59ZM72 132H73V131H72ZM85 132L87 133L88 131L85 130ZM110 132H111V131H110ZM125 132H127V131H125ZM149 132H150V131H149ZM152 132H153V130H152ZM10 133H11V132H10ZM14 133H15V132H14ZM14 133H13V134H14ZM26 133H25V134H26ZM30 133H31V132H30ZM116 133H117V132H116ZM129 133H130V131H129ZM131 133H132V132H131ZM143 133H142V134L139 133V134L143 135ZM161 133H162V132H161ZM6 134H7V133H6ZM23 134H24V133H23ZM71 134H72V133H71ZM82 134H83V133H82ZM112 134H113V132H112ZM114 134H115V133H114ZM132 134H133V133H132ZM132 134H128V133H127V136H128V137H129V135L132 136ZM137 134H136V135H137ZM145 134L148 135V133H145ZM152 134H153V133H152ZM162 134H164V133H162ZM247 134H248V133H247ZM247 134H245V135H247ZM7 135H8V134H7ZM15 135H16V134H15ZM123 135H126V134L124 133ZM250 135H251V134H250ZM10 136H11V135H10ZM12 136H14V135H12ZM69 136H70V135H69ZM86 136H89L88 133H87ZM93 136H94V135H93ZM100 136L103 137V135H100ZM107 136H108V135H106V137H107ZM115 136H116V134H115ZM121 136H122V135H121ZM121 136H120V139H121ZM134 136H135V133H134ZM247 136H249V134H248ZM247 136H246V137H247ZM251 136H252V135H251ZM251 136H250V137H251ZM14 137H15V136H14ZM23 137H24V136H23ZM75 137H76V136H75ZM78 137H79V136H78ZM89 137H90V136H89ZM122 137H123V136H122ZM132 137H133V136H132ZM132 137H131V138H132ZM137 137H139V136H137ZM137 137L135 136L134 139H136ZM243 137H244V134H243ZM259 137H260V136H258V138H259ZM69 138H70V137H69ZM72 138H73V137H72ZM91 138H92V137H91ZM113 138H114V136H113ZM147 138H148V136H147ZM251 138H255V136H254V137H251ZM251 138H250V139H247V138H246L247 140H246V139H245V140H246V141H251ZM258 138L256 139L257 141H258ZM20 139H21V138H20ZM95 139H96V138H95ZM99 139H100V138H99ZM144 139H145V137H144ZM9 140H11V138H10ZM13 140L15 141L16 139L13 138ZM27 140H28V139H27ZM72 140H73V139H72ZM87 140H88V138H87ZM87 140H86V142H87ZM89 140H90V139H89ZM123 140L126 141V138H125V139L123 138ZM123 140L121 139L122 142H123ZM131 140H132V139H131ZM243 140H244V138H243ZM256 140H255V141H256ZM25 141H26V138H25ZM35 141H36V140H35ZM48 141H49V140H48ZM75 141L78 142L77 139H76ZM83 141H84V139H83ZM83 141H82V142H83ZM92 141H94V140L92 139ZM108 141H109V140H108ZM108 141H107V142H108ZM114 141H115V139H114ZM118 141H119V137H118ZM118 141H116V142H118ZM129 141H130V140H129ZM134 141H135V140H134ZM136 141H137V140H136ZM142 141H143V140H142ZM160 141H161V140H160ZM252 141H254V140H252ZM7 142H8V141H7ZM12 142H13V141H12ZM18 142H19V140H18ZM82 142H81V143H82ZM90 142H91V140H90ZM94 142H95V141H94ZM98 142H99V141H98ZM98 142H97V143H98ZM127 142H128V141H126L125 143H127ZM131 142H133V141H131ZM131 142H129V144H125V145L130 146ZM138 142H139V140H138ZM20 143H21V140H20ZM20 143H18V145H19ZM24 143H25V142H24ZM36 143H37V141H36ZM78 143H79V142H78ZM83 143H84V142H83ZM91 143H92V142H91ZM91 143H89V147L86 146V149L84 148L85 151H86L88 148L92 147V146H90ZM95 143H96V142H95ZM99 143H100V146L103 147V144H101V142H99ZM111 143H112V141H111ZM111 143H110V144H111ZM113 143H114V142H113ZM113 143H112V144H113ZM133 143H134V142H133ZM133 143H132L131 145H133V147H134V144H133ZM7 144H8V143H7ZM7 144H6V146H8V148H9V145H7ZM13 144H14V143H13ZM13 144H12V145H13ZM75 144H76V143H75ZM85 144H87V143H85ZM120 144H121V143H120ZM122 144H123V143H122ZM259 144H260V143H259ZM261 144H263V143H261ZM261 144H260V145H261ZM21 145H22V143H21ZM71 145H72V144H71ZM81 145H83V144H81ZM81 145H80V146H81ZM87 145H88V144H87ZM98 145H99V144H98ZM98 145H97V146H98ZM116 145H117V144H116ZM153 145H154V144H153ZM155 145H156V144H155ZM260 145H259V146H260ZM263 145H264V144H263ZM24 146H25V145H24ZM100 146H99V147H100ZM118 146H119V145H118ZM21 147H22V146H21ZM72 147H73V146H72ZM75 147H77V145H75ZM75 147H74V148H75ZM93 147H94V146H93ZM93 147H92L91 149H93ZM95 147H96V146H95ZM95 147H94V148H95ZM120 147H121V145H120ZM153 147L155 148L156 146H153ZM261 147H263V146H261ZM11 148H12V147H11ZM35 148H36V147H35ZM77 148H78V147H77ZM77 148H76V149H77ZM80 148H82V147H80ZM112 148H113V147H112ZM126 148H127V146H126ZM188 148H189V147H188ZM6 149H7V148H6ZM9 149H10V148H9ZM14 149H17V148H14ZM21 149H22V148H21ZM68 149H69V148H68ZM76 149H75V150H76ZM82 149H83V148H82ZM82 149H81V150H82ZM97 149H98V148H97ZM105 149H106V148H105ZM109 149H110V147H109ZM109 149H108V150H109ZM114 149H115V148H114ZM130 149H131V154H132V152L134 151V148H133V149L130 148ZM130 149H129V150H130ZM151 149L153 150V148H151ZM22 150H25V149L23 148ZM26 150H27V149H26ZM26 150H25V151H26ZM38 150H39V149H38ZM38 150H37V151H38ZM43 150L45 151V149H43ZM43 150H42V151H43ZM58 150H60V149H58ZM73 150H74V149H73ZM78 150H79V149H78ZM99 150H100V148H99L97 151H99ZM118 150H119V149H118ZM124 150H125V147H124ZM132 150H133V151H132ZM169 150H170V149H169ZM169 150H168V151H169ZM5 151H6V150H5ZM10 151H11V150H10ZM10 151H8V152H10ZM12 151L14 152V150H12ZM17 151H18V149L16 150V153H18ZM19 151H20V150H19ZM27 151H28V150H27ZM69 151H70V150H69ZM69 151H68V152H69ZM79 151H80V150H79ZM90 151H91V150H90ZM90 151L88 150V152H90ZM94 151H95V149H94ZM97 151H96V152H97ZM106 151H107V150H106ZM114 151H115V152H114ZM114 151H111V152H114V153H115L114 155H116L117 150L115 149ZM258 151H260V150H258ZM262 151H263V150H262ZM21 152H22V151H21ZM23 152H24V151H23ZM45 152H46V151H45ZM53 152H54V150H53ZM68 152H67V153H68ZM77 152H78V151H76V158H77ZM118 152H119V151H118ZM120 152H121V151H120ZM216 152H217V151H216ZM11 153H12V152H11ZM36 153H37V152H36ZM43 153H44V152H43ZM57 153H58V152H57ZM63 153H64V152H63ZM79 153H80V152H79ZM91 153H92V152H91ZM97 153H98V152H97ZM97 153L95 154V156H96L95 158H97ZM105 153H106V152H105ZM133 153H134V152H133ZM136 153H137V150H136ZM218 153H219V152H218ZM261 153H262V152H261ZM12 154H13V153H12ZM18 154H19V153H18ZM23 154H24V153H23ZM34 154H35V153H34ZM34 154H33V155H34ZM37 154H38V153H37ZM37 154H35V155H37ZM46 154H47V152H46ZM69 154H71V153H69ZM72 154H73V153H72ZM102 154H103V153H102ZM106 154H107V153H106ZM118 154H119V153H118ZM124 154H125V153H124ZM137 154H138V153H137ZM258 154H259V152L256 154V157H257ZM15 155H16V154H15ZM19 155H20V154H19ZM65 155H66V154H65ZM86 155H87V152H86ZM88 155H89V153H88ZM88 155H87V156H88ZM126 155L129 156V153H126ZM170 155H171V150H170V154H169V156H170ZM172 155H173V154H172ZM212 155H214V154H212ZM215 155H216V154H215ZM25 156H26V155H25ZM31 156H32V155H31ZM42 156H43V154L41 153V157H42ZM45 156H47V155H45ZM48 156H49V155H48ZM57 156H58V155H57ZM61 156H62V155H61ZM61 156H60V157H61ZM260 156H261V154H260ZM17 157H18V156H17ZM38 157H40V155H39ZM43 157H44V156H43ZM58 157H59V156H58ZM114 157H115V156H114ZM118 157H119V155H118ZM121 157H122V156H121ZM121 157H120V158H121ZM132 157H135V154L132 155ZM132 157L129 156V158H131V159H132ZM261 157H262V156H261ZM261 157H260V158H261ZM7 158H8V157H7ZM35 158H37V157L35 156ZM49 158H50V157H49ZM61 158H62V157H61ZM63 158H65V157H63ZM78 158H79V157H78ZM82 158H83V156H82ZM82 158H81V159H82ZM99 158H100V157H99ZM112 158H113V157H112ZM115 158H117V157H115ZM120 158H119V159H120ZM137 158H139V154H138V157H137ZM165 158H166V157H165ZM165 158H164V159H165ZM169 158H170V157H169ZM257 158H258V157H257ZM4 159H5V158H4ZM8 159H9V158H8ZM24 159H25V158H24ZM30 159H31V158H30ZM38 159H39V158H38ZM40 159H41V158H40ZM40 159H39V160H40ZM59 159H60V158H59ZM71 159H72V158H71ZM253 159H254V158H253ZM253 159H252V162L254 161ZM19 160H21V159L19 158ZM33 160H35V159H33ZM36 160H37V159H36ZM47 160H48V159H47ZM54 160H55V159H54ZM62 160H63V159H62ZM64 160H65V159H64ZM72 160H73V159H72ZM72 160H71V161H72ZM79 160H80V159H79ZM82 160H83V159H82ZM93 160H95V159H93ZM96 160H99V159H96ZM105 160H107V159L105 158ZM105 160H104V161H105ZM108 160H110V159L108 158ZM111 160H112V159H111ZM125 160H126V159H125ZM134 160H135V159H134ZM149 160H150V159H149ZM165 160H166V159H165ZM167 160H169V159L167 158ZM211 160H213V159H211ZM261 160H262V158H261ZM3 161H4V160H3ZM5 161H6V159H5ZM8 161H9V160H8ZM8 161H7V163L9 164L11 160H10L9 162H8ZM14 161H15V160H14ZM42 161H43V160H42ZM44 161L46 162L45 157H44ZM59 161H60V160H59ZM71 161H70V162H71ZM88 161H89V160H88ZM101 161H102V159H101ZM104 161H102V164H103ZM147 161H148V160H147ZM147 161H146V162H147ZM213 161H214V160H213ZM255 161H258V160L255 159ZM255 161H254V162H255ZM15 162H16V161H15ZM15 162H14V163H15ZM20 162H23V161H20ZM38 162H39V161H38ZM38 162H37V164H39ZM50 162H51V159H50ZM70 162L67 164V166H68L69 164H72V163H70ZM74 162H75V161H74ZM83 162H84V161H83ZM92 162H93V161H92ZM94 162H95V161H94ZM97 162H98V161H96L95 163H97ZM105 162H106V161H105ZM140 162H141V161H140ZM140 162H139V163H140ZM144 162H145V159H144ZM144 162H142V163H144ZM150 162H151V160H150ZM150 162H148L147 165H148ZM153 162H154V164H155L156 161H153ZM165 162H166V161H165ZM254 162H253V165L255 164ZM259 162H260V161H259ZM11 163H12V161H11ZM51 163H52V162H51ZM51 163H50V164H51ZM61 163H62V161H61ZM78 163H81V162L78 161ZM108 163L110 164V162H108ZM113 163H114V162H113ZM120 163H121V162H120ZM133 163H134V162H133ZM168 163H169V161H168ZM200 163H201V162H200ZM203 163H204V162H203ZM214 163H216V162H214ZM256 163H257V162H256ZM15 164H17V162H16ZM15 164H14V166H15ZM25 164H26V162H25ZM28 164H29V163H28ZM31 164H32V163H31ZM37 164H36V165L34 164V165L37 166ZM98 164H99V163H98ZM98 164H97V167H98V166H101V165H98ZM100 164H101V163H100ZM104 164H107V163H104ZM115 164H116V162H115ZM125 164H126V163H125ZM129 164L131 165L130 162H129ZM129 164H128V166L131 167ZM137 164H138V163H137ZM145 164H146V163H145ZM145 164H144V165H145ZM160 164H163V162H161ZM210 164H212V163L210 162ZM210 164H209V165H208V164L205 165V167H206V166H207V167L210 166ZM2 165H3V164H2ZM9 165H10V164H9ZM19 165H20V164H17V166H19ZM23 165H24V164H23ZM63 165H64V164H63ZM107 165H108V164H107ZM107 165H106V166H102V167H100V169L98 168L99 170H96V169H97L96 165H95V168L93 167V169L97 171V174H95V171H94V174H95L96 176H92V179H93L94 181H98V180H99V181H98V183L100 184L99 186H101L102 188H103V186H104V182H105L106 180L108 181V179H109L110 177H114V179H117V180H118V178H115V175H114L115 173H114V171H113V173H112V171L109 169V167H108ZM120 165H121V164H120ZM142 165H143V164H142ZM142 165L140 164L141 168L144 166V165H143V166H142ZM147 165H145V167H146ZM151 165H152V164H151ZM203 165H204V164H203ZM215 165L219 166V163H218V164H215ZM215 165H213V166L215 167ZM243 165H244V164H243ZM12 166H13V165H12ZM12 166H11V167H12ZM49 166H50V165H49ZM52 166H53V165H52ZM88 166H89V165H88ZM125 166H127V164H126ZM125 166H124V168H125ZM134 166H135V167L138 166L137 170H135V172H138V169L140 168V166H139V165H135V164H134ZM149 166H150V165H149ZM161 166H162V165H161ZM168 166H169V165H168ZM168 166H164V168H168ZM211 166H212V165H211ZM213 166H212V167H213ZM221 166H222V165H221ZM8 167H9V166H8ZM15 167H16V166H15ZM22 167H23V166H22ZM26 167H27V166H26ZM32 167H33V164H32ZM46 167L48 168V166H46ZM50 167H51V166H50ZM55 167H56V165H55ZM118 167L121 168L122 166H118ZM129 167H128V169H129ZM147 167H148V166H147ZM150 167H151V166H150ZM202 167H203V166H202ZM207 167H206V168H207ZM219 167H220V166H219ZM13 168H14V167H13ZM43 168H44V167H43ZM120 168H118V169H119L118 171H119V172H122L123 170L120 169ZM124 168H123V169H124ZM131 168H132V167H131ZM131 168H130V169H131ZM133 168H134V167H133ZM143 168H144V167H143ZM155 168H157V165H156ZM35 169H36V168H35ZM87 169H88V167H87ZM111 169H112V167H111ZM126 169H127V168H126ZM135 169H136V168H135ZM151 169H152V168H151ZM160 169H161V168H160ZM160 169L157 168V170H160ZM82 170H83V169H82ZM121 170H122V171H121ZM124 170H125V169H124ZM152 170H153V169H152ZM155 170H156V169H155ZM206 170H207V169H206ZM206 170H204V171L206 172ZM85 171H86V170H85ZM87 171H89V170H87ZM91 171H93L92 168H91ZM91 171H90V172H91ZM125 171H127V170H125ZM132 171H133V170H132ZM153 171H154V170H153ZM212 171H213V169H212ZM212 171H209V173L212 172ZM13 172H15V171H13ZM82 172H84V171H82ZM90 172H89V173H90ZM115 172H116V171H115ZM202 172H203V171H202ZM217 172H218V169H217ZM258 172H259V170H258ZM263 172H264V171H263ZM16 173H17V172H16ZM70 173H71V172H70ZM76 173H77V172H76ZM89 173H88V174H89ZM91 173H92V172H91ZM123 173H125V172H123ZM123 173H121V174H123ZM133 173H134V172H133ZM139 173H141V172H139ZM209 173L207 172L206 174L209 175ZM4 174H5V173H4ZM119 174H120V173H119ZM137 174H138V173H137ZM81 175H83V173H82ZM86 175H87V172H86ZM86 175H84V176H86ZM92 175H93V174H92ZM123 175H124V174H123ZM126 175H127V173H126ZM126 175H125V177H126ZM128 175H130V174H128ZM131 175H132V172H131ZM133 175H134V174H133ZM133 175H132V178H133V177L135 178V176H133ZM135 175H136V174H135ZM204 175H205V173H204ZM208 175H207V176H208ZM212 175H213V174H212ZM256 175H257V174H256ZM256 175H255V176H256ZM258 175H259V174H258ZM258 175H257V176H258ZM9 176H10V178H13L12 180H15V181H16V180L19 181V182H22V181H23V182H26V181H27V182H30V183L33 184V185L38 184V185H41V186H43V187H46V188L48 189L47 193H50V194H51L52 192L55 191V185H56V184H54V183H53V184H52V183H51V184H46V183H43V182L40 181V180H36V179H32V178H26V179H25L24 177H21V176H11V175H9ZM44 176H45V175H44ZM48 176H49V175H48ZM50 176H51V175H50ZM89 176H90V175H89ZM121 177H124V176H121ZM137 177H138V176H137ZM251 177H252V176H251ZM259 177H260L259 180L262 179L261 176H259ZM46 178H47V177H46ZM80 178H81V176H80ZM127 178H128V177H127ZM127 178H125V180H126ZM129 178H130V177H129ZM40 179H41V178H40ZM88 179L91 180V177H90V178L88 177ZM96 179H97V180H96ZM136 179H137V178H135V180H136ZM256 179H257V178H256ZM85 180H87V179H85ZM85 180H84V181H85ZM93 180H92V182L94 183ZM110 180H111V178H110ZM117 180H114V181L117 182ZM120 180H123V179H119V181H120ZM125 180H124V181H125ZM132 180H133V179H132ZM132 180H130L131 183H133ZM135 180H134V181H135ZM138 180H139V179H137V184H138ZM262 180H263V179H262ZM15 181H13V182H15ZM112 181H113V179H112ZM112 181H108V182H111L110 184H112V183H114V182H112ZM124 181H123V182H124ZM127 181H128V180H127ZM127 181H125V185H126V182H127ZM260 181H261V180H260ZM19 182H18V183H19ZM92 182L89 181L90 184H91ZM108 182H107V184H108ZM116 182L114 183V186H115V185H119V183L116 184ZM123 182H122V183H123ZM250 182H252L251 178H250ZM86 183L88 184L87 181H86ZM98 183H97V186H96V187H99V186H98ZM105 183H106V182H105ZM128 183H129V182H128ZM131 183H130V184H131ZM14 184H15V186L13 187V188L15 189L14 192H21V191H23V192L25 191V192H26L28 186H25V187L23 188V187H18V186L16 185V182H15ZM135 184H136V182H135ZM135 184H134V185H135ZM261 184H262V183H261ZM72 185H73V184H72ZM88 185H89V184H88ZM91 185H92V184H91ZM94 185H96V184L94 183ZM108 185H109V184H108ZM112 185H113V184H112ZM132 185H133V184H132ZM132 185H127V187H129V186L132 187ZM134 185H133V186H134ZM9 186H10V185H9ZM11 186H12V185H11ZM92 186H93V185H92ZM105 186H107V185H105ZM109 186H110V188H111V185H109ZM123 186H124V185H122V187H121V186L119 185V187H121V188L124 189ZM136 186H137V185H136ZM36 187H37V186H36ZM81 187H82V186H81ZM94 187H95V186H94ZM101 187H100V188H101ZM119 187H118V188H119ZM137 187H138V186H137ZM75 188H76V190L69 189V190H66L67 192L64 191V193H62V194L59 195L60 198H62V199L64 200L63 202H65L66 204H70V203H73V202H74V204H75V201H77V202H83V203L85 202L84 204L86 205L87 210H88V208L91 207V210H92V209H95V210L98 211V212L101 210V212H102L101 214H103V211L106 212L107 215L104 213V215H106V216H111V214H109V213H112V214H114L117 218H119L118 220H121L122 222H123V221H127L126 219H124V218H127L125 215H123L122 213H119V212L115 213L114 211L110 210V209L105 205V202H104V201H105L106 199H107V201H110V203H113V201H111V199H110L107 195H105V194L103 193L104 191H107L108 189L104 190V189H105V188H104V189H103L104 191H102V188H101V190H96V191L94 192V198H90L91 196L88 197V196H86L85 194L79 192V190H78L79 187H78V189H77V186H76ZM106 188H107V187H106ZM112 188H113V187H112ZM121 188H120V190H121ZM125 188H126V186H125ZM134 188L136 189L135 186L133 187V189H134ZM173 188H174V187H173ZM244 188H245V187H244ZM114 189H115V188H113V190H114ZM123 189H122V191H121V192H122L121 194H124V192H126V191L123 192ZM128 189H129V188H128ZM133 189H132V190H133ZM83 190H84V189H83ZM111 190H112V189H111ZM116 190H117V189H115L114 191H116ZM132 190L127 191V193H128V192H131ZM138 190H139V187H138ZM173 190H174V189H173ZM101 191H102V192H101ZM114 191H111V192H114ZM134 191H136V190H133V192H134ZM65 192H66V193H65ZM83 192H84V191H83ZM107 192H108V191H107ZM109 192H110V191H109ZM117 192H119V191H117ZM117 192H116V193H117ZM137 193H138V191H137ZM142 193H143V192H142ZM173 193H175V191H174ZM28 194H29V193H28ZM30 195H31V194H30ZM91 195H92V194H91ZM125 195H126V193H125ZM131 195H132V194H131ZM136 195H137V194H136ZM136 195H135V196H136ZM221 195L223 196L224 194L221 193ZM221 195H220V197H221ZM34 196H35V195H33V196H31V197H34ZM133 196H134V195H133ZM135 196H134V197H135ZM139 196H140V195H139ZM142 196H143V194H142ZM142 196H141V197H142ZM22 197H23V195H22ZM148 197H149V196H148ZM224 197L227 198L226 196H224ZM58 198H59V197H58ZM221 198H223V197H221ZM261 198H262V197H261ZM261 198H260V199H261ZM32 199H33V198H32ZM56 199H57V198H56ZM137 199H138V198H137ZM250 199H251V198H250ZM250 199H249V200H250ZM262 199H264V196H263ZM58 200H59V199H58ZM227 200H228V198H227ZM176 201H177V200H176ZM261 201H262V200H261ZM263 201H264V200H263ZM77 202H76V203H77ZM58 203H59V201H58ZM107 203H108V202H107ZM174 203H175V202H174ZM18 204H19V203H18ZM19 205H20V204H19ZM47 205H48V204H47ZM64 205H65V204H64ZM71 205H73V204H71ZM76 205H77V204H76ZM82 205H83V204H82ZM48 206H49V205H48ZM67 206H68V205H67ZM88 206H89V207H88ZM110 206H111V205H110ZM110 206H109V207H110ZM115 206H116V205H115ZM247 206H248V205H247ZM69 207H70V205H69ZM72 207H73V206H72ZM72 207H70V211H71V210L73 211L74 208L72 209ZM29 208H30V206H27L26 204H24L23 206H19V207L14 211V214H15V212H17V210H19V212H18V213H19V218L24 219V221H25V219H26L27 222H28V225H27L26 227L29 228V224H32L35 228H38V227H36V226H37L36 223L38 224L39 219L37 220V218H36V220L34 221V219H33V217H32L33 220L30 221L29 218L25 215L26 212H28ZM46 208H47V207H46ZM81 208H82V207H81ZM249 208H250V206H249ZM14 209H15V208H14ZM83 209H84V207H83ZM83 209H82L81 211H83ZM37 210H38V209H37ZM67 210H68V208H67ZM67 210H66V211H67ZM84 210H86V209H84ZM95 210H92L91 212H93V211H95ZM40 211H41V210H40ZM40 211H39V212H40ZM70 211H68V212L70 213ZM74 211H76V210L74 209ZM74 211H73V212H74ZM110 211H112V212H110ZM35 212H36V210H35ZM39 212H38V213H39ZM42 212H43V211H42ZM63 212H64V211H63ZM68 212H67V213H68ZM83 212H84V211H83ZM88 212H90V211H88ZM107 212H108V213H107ZM254 212H255V211H254ZM254 212H253V213H254ZM47 213H48V212H47ZM59 213H61V212H59ZM64 213H65V212H64ZM94 213H95V212H94ZM94 213L92 214V217L95 215ZM49 214H50V213H49ZM72 214H73V216H75L74 213H72ZM72 214H71V215H72ZM87 214H88V213H87ZM90 214H91V213H90ZM97 214H98V213H97ZM101 214H100V216H99V219H100V220L103 219V218H101ZM108 214H109V215H108ZM249 214H250V213H249ZM42 215H43V214H42ZM62 215H63V213H62ZM71 215H70V216H71ZM81 215H84V214L82 213ZM98 215H99V214H98ZM247 215H248V214H247ZM254 215H255V214H254ZM16 216H17V215H16ZM36 216H37V215H36ZM43 216H44V215H43ZM57 216H59V215H57ZM73 216H72V217H73ZM96 216H97V215H96ZM248 216H249V215H248ZM17 217H18V216H17ZM44 217H46V215H45ZM60 217H61V216H60ZM97 217H98V216H97ZM104 217H105V216H104ZM252 217H253V216H252ZM106 218H107L108 220L104 218V221H105V220H107V221H112V220L114 221V220H115V219H111V220H110V218H108V217H106ZM113 218H114V216H113ZM247 218H248V217H247ZM91 219H92V218H91ZM99 219L96 218V220H98V223H100V224L103 226L104 221H103V223H101V222H99ZM240 219H241V218H240ZM82 220H84V219L82 218ZM93 220H95V219H93ZM84 221H85V220H84ZM113 221H112L111 223H110V222H107V223L111 225V224H113V223L115 222V221H114V222H113ZM121 221H120V222H121ZM25 222H26V221H25ZM92 222H93V221H92ZM94 222H95V221H94ZM120 222H118L117 224L119 225ZM98 223H97V224H98ZM107 223H106V226H108ZM128 223L134 224V223L130 222V220L128 221ZM21 224H22V223H21ZM25 224H26V223H25ZM41 224H42V220H41ZM43 224H44V223H43ZM114 224H116V223H114ZM38 225H40V224H38ZM62 225H63V224H62ZM66 225H67V224H66ZM81 225H82V224H81ZM88 225H89V222H88ZM120 225H121V224H120ZM135 225H136V224H135ZM0 226H1V223H0ZM17 226H18V225H17ZM24 226H25V225H24ZM40 226H41V225H40ZM92 226H93V225H92ZM92 226L90 225V227H92ZM98 226H99V225H98ZM15 227H16V226H15ZM34 227H33V229H35ZM58 227H59V226H58ZM109 227H110V226H109ZM19 228H20V226H19ZM19 228H18V229H19ZM23 228L25 229V227H23ZM63 228H65V227H63ZM70 228H71V227H70ZM70 228H69V232H71V230H72V229L70 230ZM95 228H96V227H94V229H95ZM21 229H22V227H21ZM42 229H43V228H42ZM92 229H93V228H92ZM102 229H103V228H102ZM104 229H105V228H104ZM104 229H103V230H104ZM67 230H68V229H67ZM99 230H101L100 227H99ZM99 230H98V231H99ZM103 230H101V232H100L101 234H102V231H103ZM17 231H18V230H17ZM64 231H65V230H64ZM92 231H93V230H92ZM94 231H95V230H94ZM82 232H83V231H82ZM92 233H94V232H92ZM97 233H98V232H96V234H97ZM100 233H99V234H100ZM24 234H26V232H25ZM35 234H36V233H35ZM37 234H39V233H37ZM45 234H46V233H45ZM59 234H62V233H59ZM63 234H64V233H63ZM66 234H67V233L64 234L65 237H66ZM70 234L72 235V232L69 233V235H70ZM77 234H78V233H77ZM85 234H86V233H85ZM67 235H68V234H67ZM69 235H68V236H69ZM78 235H79V234H78ZM31 236H33V235H31ZM42 236H43V234H42ZM107 236L109 237V235H107ZM107 236H106V237H107ZM110 236H111V235H110ZM63 237H64L63 235H62L61 237L58 236V238H63ZM72 237H73V236H71V238H72ZM77 237H79V236H77ZM80 237L82 238L83 236H80ZM111 237H112V236H111ZM111 237H109V240H111ZM35 238H36V237H35ZM71 238H70V236H69V239H71ZM93 238H95V237L93 236ZM104 238H105V237H104ZM32 239H33V238H32ZM107 239H108V238H107ZM29 240H30V239H29ZM31 241H32V240H31ZM72 241H73V240H72ZM72 241H70V242H72ZM98 241H100V240H98ZM101 241L103 242V239H101ZM105 241H106V240H105ZM115 241H116V244L119 243V241H118V243H117V239H116V240L114 239V242H115ZM108 242H109V241H108ZM108 242H107V244H108ZM120 242H121V241H120ZM168 242H169L168 244H173L174 246H177V247H180V248L186 250L183 246L180 245L181 243L178 242V241H170V240H169ZM104 243H106V242H104ZM179 243H180V244H179ZM70 244H71V243L67 244L68 248L66 247V250L63 251V250L61 249V250L59 251V253H57L58 251L56 250L57 252H55V251L52 252V255L54 256V255H56V253L58 254V256H59V254L62 255L63 253H66V254H67V252H70V248H69V246H71ZM26 245H27V243H26ZM99 245H100V244H99ZM108 245H109V244H108ZM120 245H121V244H120ZM122 245H124V244L122 243ZM122 245H121V246H122ZM34 246H35V245H34ZM63 246H64V245H63ZM72 246H73V245H72ZM111 246H113V245H111ZM121 246H119V247H121ZM38 247H39V246H38ZM94 247H95V246H94ZM101 247H102V244H101L100 248H101ZM117 247H118V246H117ZM92 248H93V247H92ZM103 248H104V246L102 247V249H103ZM123 248H125V246H123ZM123 248L121 247V249H123ZM93 249H95V248H93ZM102 249H101V250H102ZM114 249H115V247H114ZM114 249L112 248V251H113ZM117 249H118V248H117ZM119 249H120V248H119ZM119 249H118V251H119ZM125 249H126V248H125ZM125 249H123V250H125ZM101 250H100V251H101ZM108 250H109V248H108ZM108 250H106L107 253H108L109 251L111 252V247H110V250H109V251H108ZM92 251H93V250H92ZM95 251H96V250H95ZM95 251H94V254L96 253ZM115 251H117V250H114V252H115ZM128 251H129V250H128ZM104 252H105V249H104ZM98 253H99V250H98L97 254H98ZM119 253H120V252H118V254H119ZM94 254H92V255H94ZM102 254H103V253H101V255H102ZM104 254H105V253H104ZM123 254H124V252H123ZM148 254H149V253H148ZM64 256H66V255H64ZM70 256H71V255H70ZM77 256H78V255H77ZM96 256H97V255H96ZM99 256H100V255H99ZM102 256H103V255H102ZM105 256H106V255H105ZM113 256H114L115 258H117V257L120 258L118 255L115 256V254H114ZM147 256H148V255H147ZM149 256H150V255H149ZM38 257H39V256H38ZM75 257H76V256H75ZM75 257H74V258H75ZM78 257H79V256H78ZM78 257H77V258H78ZM106 257H107V256H106ZM71 258H72V257H71ZM80 258H81V257H80ZM80 258H78V261L81 260ZM85 258H86V257H85ZM94 258H95V257H94ZM94 258H93V259H94ZM97 258H98V257H97ZM100 258H101V256H100ZM108 258H109V257H108ZM123 258H124V257H123ZM127 258H128V257H127ZM31 259H32V258H31ZM34 259H35V258H34ZM34 259H33V261H34ZM52 259H53V258H52ZM64 259H65V258H64ZM82 259H83V258H82ZM102 259H103V257H102ZM109 259H110V258H109ZM35 260H36V259H35ZM65 260H67V259H65ZM99 260H100V261H99ZM99 260H97V261H98V262H101V259H99ZM115 260H116V259H115ZM126 260H127V259H125V261H126ZM31 261H32V260H31ZM51 261H53V260L50 259V262H51ZM67 261H68V260H67ZM103 261H104V260H103ZM103 261H102V264H103ZM117 261H119V259H117ZM120 261H121V260H120ZM125 261H124V262H125ZM57 262H58V261H57ZM68 262H69V261H68ZM106 262H107V261H106ZM210 262H211V261H210ZM94 263H95V262H94ZM109 263H110V262H109ZM117 263H118V262H117ZM119 263H120V262H119ZM125 263H126V262H125ZM212 263H213V261H212ZM214 263H215V262H214ZM53 264H54V263H53ZM65 264H66V263H65ZM97 264H98V263H97ZM129 264H130V263H129Z\"/></svg>",
	"mask_w": 264,
	"mask_h": 264
}]
</instances>
